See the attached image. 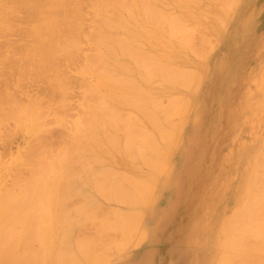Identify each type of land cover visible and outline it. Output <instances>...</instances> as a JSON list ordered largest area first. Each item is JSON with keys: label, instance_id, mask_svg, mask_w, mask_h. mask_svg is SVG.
Listing matches in <instances>:
<instances>
[{"label": "rangeland", "instance_id": "rangeland-1", "mask_svg": "<svg viewBox=\"0 0 264 264\" xmlns=\"http://www.w3.org/2000/svg\"><path fill=\"white\" fill-rule=\"evenodd\" d=\"M2 1H7V0H1L0 1V3H4V2H2ZM24 3H28L29 2V0L26 2V1H24V0H22ZM21 1V2H22ZM37 2H38V0H36ZM36 1L34 0V2H35V6L38 4H36ZM40 1V0H39ZM81 2H79V0H77V4H76V1H73V0H71V2H70V0H68V5H66V7H64V8H61L60 7V9H65V8H67V6H69L68 8H67V11H66V9L63 11V13L61 12V10H59L60 11V14H59V12L58 13H56L57 15H59V16H61V17H64L63 16V14L64 13H66L65 14V16L68 14V17H70L71 16V10L73 9V7H79L80 6V8H78V12H80V15L77 17V19H76V21L74 20V19H72V20H70V18H67V16H66V19L67 20H70V21H68V23L70 24L71 23V27L73 28V30H71V27L69 26V27H67L68 26V24H67V21H66V19H65V17H64V19H62L61 18V21L60 22H62V20H63V26H64V28L66 27V28H70L69 30L70 31H67V29H66V31L67 32H71L70 34H71V39L70 40H73L74 41V43H78L77 45H76V47H75V51L73 52H71V47H74L75 46V44L74 43H72V45H74V46H71V44H68L69 46V51L67 50V49H65V46H66V44L68 43H66V41H64V43L62 42V38H60V37H63V36H65L66 35V31H64L63 33H62V28L63 27H61V29L60 30H62V31H60L63 35L61 36V33L59 34V35H55V36H47V35H45V36H47V37H45L44 35H43V37H42V41L40 42V40H41V38H40V40H38L37 42H39V46H37L36 48H38L39 47V52L40 51H42L41 49H43V51H42V53L44 54V53H46L44 50L46 49V51H48L47 50V48H50L51 47V49L53 50V51H55V52H52V50H51V54H49L50 53V51H48L47 53H48V55H52L53 53L55 54H58V52H56V49L58 48V49H60V47L61 46H59L60 44V42H61V45H62V47H63V49L61 48L60 50V54H61V52L63 51H66V52H64V54H66V56L64 55L63 56V54L59 57L58 55H60V54H58V55H56L55 54V56H57V57H55L54 56V54L51 56L52 57V59H53V62H52V60L51 61H48V59L46 60V61H48V62H50V65H48V63L45 61V63H47V65L48 66H46V67H48L47 69H49V67H52L51 69H49L50 70V73L49 72H46V67H45V63H43V60L42 61H40L41 60V58L40 57H42L41 56V54H39V52H38V54L37 55H40V56H38L37 58H40V60H38V61H36L37 59H36V53H33V52H35V50H34V46L35 45H33V44H35V43H37V42H35L34 40H36V39H34L35 37L33 36V39H31L32 38V36L31 35H29L27 38L25 37V39L23 40V38L21 37V38H19L20 37V35L21 34H19L17 37H15L17 34L15 33V32H12V33H15L16 35H14V34H11V35H14V36H12L11 37V35L9 36V33H0V43L3 41V39H4V43H3V45H2V43L0 44V46L2 45V46H4V45H6V39H7V37H9L10 39H11V44L12 43H14L15 41H16V43H18V42H20V43H25L24 45L26 46V48L28 47L29 49H27L28 51L26 52V51H24L23 52V54L24 53H26L28 56H26V58L25 59H29L30 57V55L29 54H31V55H34L35 56V58L34 59H36V60H34L33 59V57H31V59L33 60V61H31V59H30V62L32 63V62H38V63H35V65L37 66H34V63H32L33 64V66H30V64H29V60L27 59V63H25V64H27L26 66H28V75H30V76H28L27 75V73H26V71H24V85L22 84V87L23 86H25V87H23L22 89H24L23 91H25L26 93H28V96H30L31 95V93H32V97L33 98H35L36 96L35 95H38V96H43L44 97V99L46 100V101H48V102H46L45 100V102H44V104H43V102H41L40 103V105H44V106H46V103H47V108L45 107V109H44V107H42V108H40V109H42L41 111H39V110H34L35 109V107H36V109H38V105H34L33 107L31 106V109L29 108L30 107V104L29 103H27V100L24 98H22L21 99V104H23L22 106H21V104L19 105L20 107H23L24 108V105L26 106V108H29V111L30 110H32V108H33V110L31 111V113H25L24 112V109L23 110H20L21 108L19 107V109H15V108H17V107H12V109H15V110H18V111H21V112H23V113H21L22 115H23V117L21 116V114L19 115V114H16L15 115V113H18V112H16L15 110V112H14V114H12L11 116H13V117H15L16 118V116H17V118H20L21 119V121L18 123V127H19V125H20V127L19 128H17V124L14 126V124L15 123H17V122H15V123H13V122H11V121H13V120H10L9 122H8V118H10L9 116L7 117V115H6V118L5 119H2V118H0V120H5V122H6V120H7V124L6 123H4V121H0V124L2 123L4 126H3V128L1 129V127H2V125L0 126V131H1V134H0V189H1V191L2 192H7V191H9V188H12V191H11V189H10V192H13V189H14V192H20L19 191V186L17 187V189H16V184L17 183H19L20 181H18L17 182V179H19V180H21V178H22V180L21 181H25L24 179H23V177L24 178H26L27 179V177H28V175H29V173L32 175V172H29L30 170H32L33 171V167H38L39 166V163L41 162L42 163V160H44L43 162H45L46 163V157L47 156H45V154H47L48 152H49V155H51L50 154V151L51 150H54V148H53V146L54 147H59L58 149L57 148H55V149H57L56 150V152H55V150H54V152H55V156H57L59 153H61L62 152V150L64 149V150H66L63 146L65 145V146H68L69 147V143L70 142H73V140H74V138H75V136H76V138H77V135H76V133H78L79 131H81L82 129H84V128H87L88 126H90V127H92L93 128V126L96 124V122H97V124H98V122H99V120L98 121H95V119H93V117L95 116V115H92L93 117H91L92 119H91V121H89L88 120V118H90V111L91 110H93L92 111V114L94 113H96V111H94V109L97 107L98 108V105L97 106H95V108H94V105H93V102H95V100L97 101L96 103H94V104H97L98 103V101L100 102V100L98 99V97L99 98H103V100H105L106 98H104L105 96H107V94L106 93H108V92H110V90L112 89V87L113 88H115V89H112V90H115V91H111V93L112 94H110V93H108V95H110V97H111V102H109L108 100H109V98L110 97H107V99H106V101L110 104V105H112V104H114L116 101H114L113 100V98H115L117 101H118V99L117 98H119V97H115L116 96V94H117V92H118V94L120 93V95L121 94H124V93H126L127 91H128V89H129V86H132L130 83H132L133 82V80H135L134 82L135 83H138V85L139 86H141V88H142V90H143V88H144V90L143 91H145V92H147L148 93V91L149 90H151V89H145V87L146 88H149V87H151L153 84V82H156L157 81V83L156 84H154L152 87L153 88H156V89H152L153 90V94L151 93V91H150V93H149V96L147 95V93H145L146 94V97L148 96V97H150V99L152 98H154V97H152V96H156L157 94V96H156V98L157 97H159L160 95L161 96H164V95H162L163 93H165V95H166V93H168L171 89H172V92H171V94L170 95H168L167 94V98H171V97H173V101L172 100H170V99H167V102L164 104V105H162L161 106V112H163V113H160V115L158 114V116H160L159 117V119H162V121H163V123H161L162 121L161 120H159L157 117L158 116H156V118L159 120V122L157 123L156 121H157V119H156V123H157V127H156V125L154 124H151V125H153L152 127H154L151 131H153L154 132V129H157L158 131H160V129H163V130H161V131H164V129H165V131H166V129L168 128V129H170V127H173L174 128V126H175V124L174 123H176L177 124V122H179V124H181V126L179 127V124H177L176 126H175V128H174V130H173V132H175V133H173V136H175L174 138H173V136H172V140H171V142L173 141V143H172V146L170 147V145H168L169 143H167V144H165V143H161L162 145H164V146H166V145H168L167 147H163L162 145H161V147L164 149L165 148V152L166 151H169V147H170V152H172V153H170V152H167V153H169V154H172V156H170L169 158L167 157V155H169V154H165V156L167 157V159H169V160H167L166 161V164H164L163 165V167H162V172L161 171H159V173L161 172V175L159 176V175H157L156 176V184H158L159 182H160V185H155L156 186V189L154 188L153 190H152V192L154 193H152V196L151 197H153L152 199L150 198V200H152L151 201V203H150V201H147L148 202V204H145V205H143V206H139L140 207V209L142 208L143 210H140V209H138V211H140V214H137V213H139V212H137V211H135V212H133L132 211V213L131 212H128L129 210H130V208H132V207H130L129 208V210L127 209V206L125 207L124 206V204H122L121 205V203H119V202H117V201H115L116 203H118V206H117V204L114 202V200H112L111 201V199H104V201H103V199H102V197L101 196H99L95 191V193L96 194H94L93 193V185H91V182L93 183V179L94 178H96L97 177V175H99V174H102V173H104V172H102V170L103 171H106L109 167H111L112 165H109L110 163L112 164V161H120L121 162V160H123V155L125 154H123V155H121L122 153H123V149H125L126 148V146H123V147H125V148H122L121 146H120V148H118V150L116 151V152H119V149H120V154H117V153H115V151L112 153L109 149H107V150H109L110 151V153H109V155L111 154L112 155V157L111 156H108L107 154V150H105L106 149V147L104 146V148H102V152H101V146H103V144L102 145H100V149L98 150L97 149V152H95V146H94V144L92 145V148H88L89 146H91L90 145V143H91V141H90V143H89V141L88 140H86V141H88V143H86V145H88L87 147H84V149L85 150H87V148L88 149H91V153L93 154V150L92 149H94V153H99V155H102V157H103V159L104 160H106V161H104L103 159H102V161H104V162H107L108 161V163L109 164H105V166H103L104 164H103V162L101 163V162H99V163H97V165H96V167L94 166V165H92V168H94L92 171H90L91 173L93 172V171H95V173H96V170H97V172H98V174L96 173L95 175L94 174H92L93 176H95V177H93L92 175H90V173L88 174V172H89V169L87 170L88 172H87V174H88V179H87V175L85 176V174H84V176L85 177H81L82 175H83V173H81V171H79L80 172V174L81 175H75V177L77 178H75V177H73L72 176V178H71V180L72 179H76L75 181H73L74 183H72V181L70 182V183H72V186H71V184H70V188H71V190L69 189L68 191H67V189L69 188V185H68V188L66 189V191H67V193L68 192H70V191H74V192H76V191H79V192H81L82 191V193H78V194H81V195H78L77 194V196L75 195V196H73V194H70V195H68L66 192H65V194L62 196V199H63V197L65 196V195H67V198L69 197V196H73L74 198H76L77 200L80 198V199H82V200H84V199H86V200H84L81 204H79V202H76L75 200V202L76 203H74L73 201H71V200H69V201H71V203L73 202L75 205L73 206L74 208H71L70 206V209L68 208V206H67V208H66V210L68 211V213H67V215H70V212H71V210H75V208L77 207V209L78 210H81V208L79 207V206H81L82 207V205H84L83 206V208L84 207H87L86 206V203H88L87 205L88 206H93L94 205V203H93V201L94 202H96L95 203V207L98 205V207H94L95 209H96V211H99L98 212V214H101V216H99V217H97L98 216V214H97V212H96V218H97V220L96 221H98V218H101L102 217V215H104L103 217H105L106 216V219L105 220H108L107 218H109V216H111V215H113L114 213H116L117 214V212H125L126 211V209L128 210V211H126L125 213H127L128 215H126L125 213V215L126 216H129L130 215V213H131V215H132V217L133 216H136V217H134L133 219H136V222L133 220V222H135V223H132V221L130 222V220H131V218H130V220L128 221L131 225H129V228H128V230L126 231L127 232V234L124 232L125 231V229H127L126 227L124 228V229H122V232L120 231V233L121 234H123V232L125 233V236H123L125 239H127V240H124V239H121V238H123L122 236H121V243H123V244H120L119 242L118 243H116V245L117 246H119L118 248H116V250L113 248L114 246H110V242H109V244H108V241L110 240L109 238V240H107L106 238H105V236H103L104 235V232H106V230H104V228H103V222H104V218H103V220H102V218H101V222L100 223H102V225L101 226H99V225H97V227H96V225H95V229L93 228L94 226V224L96 223V221L95 220H90L92 223V225L91 226H93V227H91V228H93V230H94V232H90L92 229L90 228H88L90 231L87 233V226L90 224L88 221H86V222H84V223H87V224H85L86 225V227H84L83 226V224L84 223H82L83 221H85V220H87V219H83V216H82V218L80 217V215L78 216L76 213V215L79 217V220L80 219H82V220H80V221H82L81 223H82V225L80 224V221L79 220H77L78 219V217H77V219H76V221H75V224L77 225H75L74 223V226H71V227H77V228H74L76 231H78L77 229H79V231H78V234H77V232L73 229V228H71V230L73 231H75L76 232V235H77V237L75 236L74 237V235H75V232L74 233H71V231H70V233H71V236H70V234H69V238H70V241L72 242V236L74 237V239H73V241L74 240H76V239H86L87 238V236H86V238L85 237H81V238H78V237H80V236H83V232H85L87 235H89L88 237H90V239H94L93 238V235L94 236H97V235H99V236H103L106 240H104L102 237V240H104V242L105 241H107V244H105L104 242V244H102L101 243V241H100V243H101V245H102V247L104 246V248H102V249H104V251H101L102 253L100 254V252L99 253H97V254H99V257H100V255L102 256V259H105V260H103V261H101V262H103V264L107 261V263L108 264H216V262H218V260L217 259H219V257H220V255H219V251H218V248H217V246L216 245H218L217 243L221 240V238H222V234H223V231H224V227H227L228 225V221H229V219L233 216L232 214H234L233 212H234V210H236L237 208H240L242 205H243V203H244V200H245V195H244V192L246 193L247 191H248V188H249V186L247 185V181H248V178H249V176L251 175V173L250 172H252L251 170H252V168H253V165H254V159H253V157H257L258 155V153L259 154H261L262 153V151H263V154H264V150H263V148H261L260 146H261V144H262V146L264 145L263 143H264V139H263V137H264V79H263V77H264V0H239V2H236V1H234V3H236V5H234V3H232V6H234V7H232V6H230L228 9H226L227 11H228V15H226V16H228V17H226L227 18V20L225 21L224 19H223V17H225V14H227V12L226 13H224V11H226V10H224V11H222L221 9H218V10H220V12H218V10H217V12L220 14L221 12L223 13V15L222 14H220V15H222V16H220V19H221V17H222V19L221 20H219V21H223L222 22V24L220 25V23H218L219 21L217 20V18L215 19V17H219V15H218V13H215V14H217V16L215 15V14H213V15H215V16H213V15H211V16H209V17H211V19L209 18V17H207L206 15H209V14H207V13H209L211 10H213V8L215 7V6H217L218 5V3L217 2H215V0H199V2L197 1V0H181V1H183V2H181L180 0H178V1H176V2H178V3H176L175 2V0H168V2H169V5H170V7L167 5V3H166V5L165 4H160V2H163L162 0H155V1H153L154 2V4H152L153 2L150 0V1H148L147 0V3L149 4V3H151L152 5H155V6H151V4H149L152 8H154V7H158V9H156V10H160V12H162V13H164L165 11L164 10H166V9H164L165 7H163L162 9H160L161 8V6L160 5H165L166 7H167V11L170 9V12L172 13V14H170V12H168V16H174V15H177V13H178V15H179V13H181L182 11H183V13H182V15H183V20H186V19H188L189 17H190V15H191V18H192V20L189 18V20H191V21H185V22H189L188 24H190L189 25V28L191 27V29H189V28H186V29H189L190 31L191 30H193V29H197V31L196 30H193L194 32H192V33H194V35H195V37L192 35V37H191V39L193 40V38L195 39V41L193 40V41H191L190 40V45L191 46H193V47H189V49L191 48L192 49V51H194L196 54H197V56H198V58H199V55H200V57L201 58H199L200 59V61H198L199 59H196V57H194V55L196 56V54L194 53V52H189L188 50V48H187V46H185V47H183V46H180V44L177 42V44H176V42H174V40L173 41H171V39H170V41H169V39L168 38H164L165 36L164 35H161V34H159L157 31H155V30H157L156 28L154 29V27L152 26V25H148V22H146V24L149 26H147V25H145L144 26V19H143V17H144V13L142 12V10L140 9V7H139V5L137 4V2H139V0L138 1H134L133 0V2H135V4H136V9H135V5L133 4V2H132V0H129V2L127 3L126 1H124V0H119L121 3L120 4H118L116 1V4H118L117 6H118V8H119V5L121 6V7H123V6H127L128 7V10H130L129 8H131L132 9V7H133V11H135L133 14L135 15V14H137L138 12H142V16L140 15V13H138L137 15H135V16H141L138 20H139V23H138V20H137V17L135 18V16L132 14V13H130V11H123L124 13L122 14V13H120V15L119 16H117V18L115 19V23L117 22V21H119L118 22V24L119 25H123V21H124V23L126 22H128V21H125V20H129V17H131V15L130 14H132L134 17L132 18L134 21H132V22H136L137 21V25L136 24H134L135 25V28L138 30V32H139V34H137V30H135L134 29V25H133V23L131 22V20H129V24H130V22L132 23V24H130V25H133V26H126L125 24L123 25V27H121V26H119L118 24H117V26H119V27H121V30H117V28H119V27H117V28H111V27H114V25H115V23H114V18H113V16H115V13H114V11L117 9L116 7L114 8L115 10L113 11L112 9H111V7H114V5L116 6V4H115V2H114V0L113 1H111V2H113L112 4H110V5H107V4H109L108 3V1H110V0H84V1H82V0H80ZM98 1V2H97ZM102 1V2H101ZM118 1V2H119ZM126 3L125 5H124V3ZM175 2L174 4H172L173 2ZM189 1H191V2H189ZM197 1V2H196ZM212 1H214V2H212ZM75 3V5H74V3ZM95 2H97V3H95ZM132 2V3H131ZM164 2H166V0L164 1ZM163 2V3H164ZM179 2H181V3H179ZM209 2L210 3H213V6L215 5V4H217V5H215L214 7L212 6V4H209ZM7 3V2H6ZM78 3H79V5H78ZM102 3V4H101ZM122 3H123V6H122ZM172 4V8H171V4ZM238 3V4H237ZM72 4V5H71ZM81 4V5H80ZM105 4H106V6H108L107 7V9H106V6H105ZM128 4V5H127ZM157 4H160L159 6H160V8H159V6L157 5ZM175 4H178V5H180V6H178L177 5V7H178V9H174V8H177L176 6H175ZM4 5V4H3ZM6 5V4H5ZM50 5H51V3H50ZM97 5V6H96ZM100 5V6H99ZM104 5V6H103ZM113 5V6H112ZM183 7H182V6ZM190 6V10L188 9H186V8H184L185 6ZM205 5V6H204ZM212 6V9L211 10H208V12H205V10H206V8H211L210 6ZM93 6H96V7H93ZM109 6H111V7H109ZM132 6V7H131ZM188 6V7H189ZM193 6H194V8L195 9H197V10H191V8H193ZM48 7L50 8V7H52V5L51 6H49L48 5ZM127 7H125V8H127ZM181 7V8H180ZM203 7H204V9L205 10H203ZM100 8V9H99ZM183 8V9H182ZM217 8H219V5L217 6ZM230 8H231V10H232V8H233V12L231 13L230 11ZM0 9H1V11H2V8H1V5H0ZM24 9V11H27V10H25V8H22V10ZM36 10H37V8H35ZM41 9V8H40ZM70 10V14L68 13V11ZM96 11H95V10ZM110 9V10H109ZM135 9V10H134ZM171 9L173 10V11H171ZM181 9H182V11H181ZM184 9H186V13L189 15V17H188V15H186V13H184ZM215 9H216V7H215ZM214 9V10H215ZM101 10V11H100ZM104 10V11H103ZM118 10V9H117ZM123 10H127V9H123ZM137 10V11H136ZM154 10H155V8H154ZM155 10V11H156ZM174 10L177 12V10H180V12L178 11L177 13L175 12V14H174ZM201 10H203V12L201 11ZM206 10V11H207ZM24 11H21V9H20V11H17L16 12V14H17V16H19V18L20 19H23V17H27V16H25V13H26V15H27V12H24ZM66 11V12H65ZM102 11L104 12V13H102ZM105 11H106V15H105ZM112 11H113V13H114V15L112 16ZM122 12V9L120 8L116 13L117 14H119L118 12ZM166 11V12H167ZM195 11H197V14L198 13H201L202 12V15H196V12ZM19 12H23L24 14H19ZM49 12H50V10H49ZM78 12H77V14H78ZM97 12V13H96ZM165 12V14H167ZM193 12H195V13H193ZM213 12V11H212ZM215 12V11H214ZM4 12H1L0 13V15L2 14V15H4L5 16V18L6 17H8V18H10L11 16H9V14L8 15H5V14H3ZM31 14L33 13L34 14V10H33V12H30ZM29 13V14H30ZM102 13V14H101ZM129 15H128V14ZM189 13H191V14H189ZM203 13H206L205 15L203 14ZM229 13H230V15H229ZM28 14V15H29ZM104 14V15H103ZM110 14V15H109ZM116 14V15H117ZM125 14H127L128 15V18L126 17L127 15H125ZM174 14V15H173ZM212 14V13H211ZM107 15H109V16H107ZM125 15V16H124ZM178 15L176 16V17H178ZM181 14H180V16H182ZM186 15V16H185ZM192 15H194V18H196V17H201V18H199V19H205V21L206 20H210L211 22H209V24H211V26H212V24L214 23L213 21H215V20H217V22L216 23H218V25H219V27L218 26H215L216 25V23H215V25L213 24V26H215V27H217V28H223L222 26H223V24L225 25L226 24V28H223V30H221V28H220V32H219V30H217V28H213V26L211 27V28H209L210 27V25L209 24H207V25H205L204 23L200 26L199 24H197V23H199V21H197L196 19V24L197 25H199L198 26V28L197 27H195L194 25H195V20H194V18H193V16ZM17 16H15V14H14V17H17ZM35 16V18L36 17H38V19H40L39 18V15L37 14V15H31V17H34ZM41 16V20H42V15H40ZM112 16V17H111ZM179 16V17H180ZM196 16V17H195ZM202 16H203V18H202ZM1 18H0V21H2L3 22V18H2V16H0ZM71 17H73V16H71ZM104 17H105V19H104ZM118 17H119V19H118ZM126 17V18H125ZM175 17V18H176ZM179 17H178V20H179ZM185 17H187V18H185ZM8 18H6L5 20H7ZM29 18V17H28ZM58 19L60 18V17H57ZM99 18H101V21H99ZM109 18V19H108ZM125 20H124V19ZM142 18V20L140 21V19ZM181 18V17H180ZM17 19V23L19 24V19H18V17L16 18ZM104 21H103V20ZM111 19V20H110ZM121 19V20H120ZM212 19H214L213 21H212ZM219 19V18H218ZM4 20V21H5ZM25 20V19H24ZM24 20H21V23H20V25L23 27V28H27V26H29V24L27 25V22L26 21H24ZM27 20V19H26ZM29 20V19H28ZM33 20V19H32ZM37 20V19H36ZM64 20H65V22H64ZM96 20H98V21H96ZM107 22H106V21ZM117 20V21H116ZM123 20V21H122ZM136 20V21H135ZM181 21H183L182 20V18L180 19ZM143 21V22H142ZM202 21V20H201ZM25 22H26V24H25ZM59 22V23H60ZM79 22V23H78ZM99 22H101V23H104V24H101V23H99ZM110 22H112V23H114V25H112V23H110ZM184 22V23H185ZM191 22H193V23H191ZM203 22V21H202ZM224 22H226V23H224ZM29 23V22H28ZM67 24L66 26H65V24ZM75 23V24H74ZM98 23V24H97ZM141 23H143V24H141ZM25 24V25H24ZM61 24V23H60ZM78 24V25H77ZM97 24V25H96ZM100 24V25H99ZM143 25L142 26V28L141 27H138V25ZM188 24H184V26L185 25H187L188 26ZM191 24H193V25H191ZM27 25V26H26ZM73 25H75V26H73ZM139 25V26H140ZM196 25V26H197ZM97 26V27H96ZM99 26V27H98ZM105 26V27H104ZM186 26V27H187ZM192 26L194 27L193 29H192ZM206 28H208V29H206ZM99 29L98 31H97V29ZM104 27V28H103ZM115 27H116V25H115ZM125 27V28H124ZM145 27V28H144ZM203 27V29L205 28V30H202L201 28ZM225 27V26H224ZM25 28V29H26ZM63 28V29H64ZM78 28V29H77ZM105 28H106V30H105ZM125 29L126 31L125 32H123L122 31V29ZM133 31V30H135V31H130V29ZM147 29V28H151L152 29V31L153 32H155V35L153 36V34H150L149 32H150V29L149 30H145L146 32H148L151 36H148V38L149 39H147L146 38V34L147 33H144V30H143V33H142V30H141V32H140V30L139 29ZM213 28V29H212ZM127 29H128V33H129V35L131 34V33H133L132 35H134V34H137V35H140V36H143V37H140V36H136V37H133V39L135 40V38H136V41H133L131 38H132V35H128V33H127ZM154 29V30H153ZM212 31H211V30ZM216 31H215V30ZM225 29V30H224ZM24 30V29H23ZM100 30H102L101 32H100ZM111 30V31H110ZM113 30V31H112ZM115 30V31H114ZM76 31L78 32V33H76ZM96 31H97V33H96ZM121 31V32H120ZM201 32V31H204V32H201V34H203L204 36H208L207 38H203L204 36H202L201 34H199V32ZM206 31H209V34L210 35H208V32H206ZM216 32V35L218 34V36L219 37H217V41H216V43L217 44H215V41H213L212 39H214L215 38V40H216V37H215V33L214 32ZM222 31H223V34H222ZM75 32V33H74ZM108 32V33H107ZM114 32H116V33H114ZM123 32V33H122ZM136 32V33H135ZM197 32V33H196ZM207 34H206V33ZM211 32H213V33H211ZM218 32V33H217ZM75 34V36H73L74 34ZM99 33H101V34H99ZM110 33H111V35H110ZM124 33H127L126 35H127V38H129V39H131V41H133L134 43H135V45H137L138 43H136V42H140V44L141 45H143V46H141V47H139L140 49H142V52L143 53H145V52H147V51H149L150 52V54L152 53L153 54V52H154V54L156 53L155 51H158L159 52V50H160V52H161V50L163 51V54H164V52H165V54L167 53L168 54V47H171L172 46V44H173V46H174V44H176V46L174 47L175 49H176V47H183V50L185 49V51H183L182 50V48H181V50H182V52L184 53L185 52V54H183L182 52H180V50L179 51H177L176 52V50L174 49V48H172L171 47V49H174V50H169V52H171V51H173V54H174V51L176 52V53H182L181 55L182 56H186V57H180V55H179V57L180 58H178V60L180 59V61L179 62H181V63H179V62H176L177 60L176 59H174L173 58V54H172V52L170 53V54H172L171 56H172V58L174 59L173 61H169V60H167V62H168V64L169 63H171L172 62V64H178L177 66H179L180 65V67H178V68H182L183 67V70L182 71H184V69H185V71H184V73L185 74H187L188 76H190V78H191V83L189 82V79H186L185 80V84L183 85V87L182 86H180V85H177V87H173L172 85H170V86H172V87H170L169 85H167V86H169V87H167L168 89L169 88H171L170 90H168L167 88H166V84H164L165 85V87H163L164 85H163V83H159L160 85H158V81L160 82V80H158V77H156L155 75H154V77L156 78H154V77H151V79H152V83H151V80H149L150 78H148V80L147 81H145L144 79H142L143 77H140L141 75L139 74V75H137V74H135V72L133 71V69L132 68H134L135 69V67H136V69H138V67L136 66V64H134V61L133 62H130V58L128 59V60H125L123 57L124 56H122V58L121 59H119V60H116V59H118V57L117 58H115L116 56H117V54H116V56L115 55H113V54H115V52H117L118 50H117V48L118 47H116V50L114 51V52H110V50L111 49H113V47H115L114 45H118V43H121V42H118V40L119 41H121V39H123V36L125 35ZM157 33H158V35H157ZM3 34V35H2ZM4 34H8V36H4ZM69 33H68V35H70ZM93 34L95 35V37L93 36ZM97 34L102 38V36H104V34H105V38H106V36H107V38L110 40L111 39V41H112V46H111V41H104L103 42V40H105L104 38H102L101 39V41H100V37L98 36L97 37ZM122 34V35H121ZM142 34H144V35H142ZM149 34H147V35H149ZM196 34L198 35V37H200V35H201V37L200 38H198V37H196ZM24 35V34H23ZM68 35H66V38H67V36ZM76 35H77V37H76ZM108 35H110V36H113L114 38L116 37V40H117V44L116 43H113V41L115 40H112V37H110V36H108ZM117 35H120L119 37H117ZM126 35H125V37H126ZM159 36L160 35V37L162 38L163 37V39H165V42H163L162 41V43H161V40H159L160 38L159 37H155V36ZM214 35V36H213ZM25 36V35H24ZM27 36V35H26ZM93 36V37H92ZM135 36V35H134ZM209 36H210V38H209ZM4 37H6V39L4 38ZM49 37H50V39H51V41H52V38L51 37H54V39L55 40H53L52 41V43H49V41H50V39H49ZM122 37V38H121ZM125 37H124V39H125ZM131 37V38H130ZM138 37H140V38H138ZM145 37V38H144ZM213 37V38H212ZM8 38V39H9ZM16 38H17V40H16ZM19 38V39H18ZM31 40H30V39ZM46 38H48V39H46ZM59 38V39H58ZM95 38H97V40L95 39V41H94V39ZM120 38V39H119ZM123 39L124 41V44H122L123 46H127L126 45V41H128V43H130L131 45H132V42L130 41L129 42V39ZM154 38V39H153ZM156 38V39H155ZM159 38V39H158ZM196 38H198V39H200L199 41H198V39L196 40ZM1 39H2V41H1ZM9 39V40H10ZM45 39V40H44ZM60 40V41H58V40ZM99 39V40H98ZM151 39H153V40H151ZM157 39L160 41V42H158L157 41ZM166 39H168V41H169V43H171V42H173L172 44H171V46H169L168 44H166ZM203 39V40H202ZM206 39H208V41H210L211 43L209 44V42L207 41V42H204V41H206ZM47 40V41H46ZM49 40V41H48ZM63 40H66L64 37H63ZM70 40H68V41H70ZM92 40H93V42H92ZM107 40V39H106ZM137 40H139V41H137ZM141 40H142V42H141ZM143 40H146L147 42H148V44L150 43L151 44V46H149L147 43H146V45H145V43L144 42H146V41H143ZM149 40H150V42H149ZM158 42V43H160V45H165V47H163V45L162 46H160L159 47V49L158 48H155V47H152V45H154L153 44V42L155 43L156 41ZM212 40V41H211ZM6 41V42H5ZM33 41V42H35V43H31V42ZM44 41V43L45 44H43L42 42ZM48 42L49 44H50V46H49V44H47L46 42ZM59 43H58V42ZM72 41V42H73ZM98 41H99V43H100V45H97V43H98ZM167 41V42H168ZM198 41V42H197ZM55 42V43H54ZM94 42H95V44H94ZM101 42L103 43V45H104V47L106 48H104L103 47V45L101 44ZM107 42V43H106ZM114 42H116V41H114ZM122 42V43H123ZM126 42V43H125ZM156 42V43H157ZM195 44H194V43ZM16 43H14V45L16 44ZM30 43V45L31 46H28V44ZM43 44L42 46H41V44ZM54 43V44H53ZM63 43V44H62ZM66 43V44H65ZM70 43H71V41H70ZM109 43V44H108ZM127 43V44H128ZM134 43H133V45H132V47L133 46H135L134 45ZM165 43V44H164ZM199 43V44H198ZM209 44V46H212V45H214V46H212V48L213 49H210L209 50V47L207 46L208 44ZM19 44V43H18ZM27 44V45H26ZM48 45L47 46V48L45 47L44 48V46L45 45ZM56 45V44H58V45H56L55 47H56V49H55V47L54 48H52V46L51 45ZM94 44V45H93ZM106 44V45H105ZM178 44H179V46H178ZM193 44V45H192ZM204 44V45H203ZM207 44V45H206ZM23 45V44H22ZM64 45V46H63ZM109 45H110V47H109ZM131 45H130V47H131ZM145 45V46H144ZM155 45H159V44H155ZM168 45V47H166ZM197 45L199 46L200 45V51L202 50V48H203V50H205V49H208V51L206 50V52H208L209 53V55H208V53H207V55H206V53H205V51H202L203 53H202V55H206L207 57H204V56H202L201 54H198L200 51H199V48H198V50L197 49H195V47L197 48ZM205 45H206V47H208V48H206L205 47ZM58 46V47H57ZM71 46V47H70ZM78 46V47H77ZM99 46V47H98ZM108 46V47H107ZM128 46H129V44H128ZM43 47V48H42ZM131 47V48H132ZM158 47V46H157ZM161 47H163V49H161ZM205 47V48H204ZM97 49L96 51H95V49ZM133 48H136V46L135 47H133ZM138 48V49H139ZM165 48V49H164ZM31 49H33V50H31ZM55 49V50H54ZM57 49V50H58ZM73 50H74V48H72ZM77 49V50H76ZM107 49H110L109 51H107L108 53H110V54H108L107 52H106V50ZM119 49V48H118ZM139 49V50H140ZM143 49H145V50H143ZM167 49V50H166ZM191 49H190V51H191ZM103 50H104V52H103ZM114 50V49H113ZM147 50V51H146ZM177 50H178V48H177ZM33 51V52H32ZM94 51H95V53H94ZM153 51V52H152ZM167 51V52H166ZM196 51H198V52H196ZM210 51H212V52H210ZM33 54H32V53ZM62 52V53H63ZM141 52V51H140ZM149 52L147 53V55L149 54ZM157 52V53H158ZM4 53H6V52H3L2 54H0V55H3ZM22 53V52H21ZM69 53V54H68ZM102 53V54H101ZM175 53V54H176ZM179 53V54H180ZM205 53V54H204ZM68 54V55H67ZM97 54V55H96ZM151 54V55H152ZM161 54H162V52H161ZM164 54V55H165ZM166 54V55H167ZM45 55V57L47 56L46 54H44ZM44 55H43V57H44ZM70 55V56H69ZM93 55V56H92ZM100 55H102V57L100 56ZM109 55V56H108ZM151 55H149V56H151ZM160 55V54H159ZM163 55V57H168V59H172L171 57H170V55L169 56H164ZM192 55V56H191ZM23 56H25V54L23 55ZM62 56L64 57V58H62ZM68 56L70 57V58H68ZM95 56V57H94ZM101 57V59H100V57ZM105 56V57H104ZM119 56V55H118ZM153 56H155L156 57V55H153ZM176 56H178V55H176ZM51 57H46V58H50L51 59ZM93 57L94 58H97V60L95 59H93ZM108 57V58H107ZM119 57H121V55L119 56ZM162 57V56H161ZM161 57H158V55H157V58H159V61H158V59L157 58H155L156 59V61L155 62H157L158 61V63H160V58ZM203 57V58H202ZM59 58V59H58ZM68 60H67V59ZM72 58V59H71ZM87 58H88V60L89 61H87ZM105 58H107V60L105 59ZM148 58V57H147ZM151 58V60H153L154 61V59H152L153 57H150ZM149 58V59H150ZM177 58V57H176ZM182 58V59H181ZM183 58L184 59H187L186 61L184 60V62L182 61L183 60ZM43 59H45V58H43ZM57 60L56 62L54 61V60ZM64 59V60H63ZM113 59V60H112ZM123 59H124V61H126V63H127V65L129 64H131L132 65V63L135 65H133V66H131L132 68V71H133V75L132 74H130V77L132 78L134 75V77H135V79H133V80H130L129 79V77H128V75H129V73L128 72H126V71H130V69H126V68H128L129 67V65L127 66H125L126 68H123V66H122V71H125L126 73H125V75L123 74V72L121 71V70H116L115 69V67L118 69L120 66H121V64H122V62L121 61H123ZM127 59V58H126ZM165 59V58H164ZM202 59H205V60H202ZM95 61V62H93V64H95V63H97V64H99V65H95V68H97V69H95L94 68V66L93 67H91L92 66V64L90 63L91 61ZM102 60V61H101ZM87 61V62H86ZM97 61V62H96ZM101 61V62H100ZM111 63H110V62ZM115 61H120L119 63H120V66L118 67L117 65H119L118 63L115 65ZM123 61V62H124ZM164 61V60H163ZM162 61V59H161V62H163ZM165 61H166V59H165ZM203 61V62H202ZM204 61H205V63H204ZM41 62V63H40ZM109 62V63H108ZM129 62V63H128ZM166 62V63H167ZM174 62V63H173ZM186 62V63H185ZM195 62H197V64L195 63ZM40 63V64H39ZM102 63V64H101ZM113 63H114V65H115V67H114V71L113 72H115L116 71V73L117 72H119V74H120V72H122V75H124L125 77H128V80H130V81H128V83L130 84H128L127 83V85H128V89H126L127 88V85H126V79H123V78H125V77H123V76H121V74H120V76H119V74L117 75V77H116V79H118V80H122L121 81V85H118V84H116V83H120V81H118V82H113L114 84H111V82L110 81H113V79L111 80V76L114 74H112L111 72H112V70H113V68H112V70L110 69V67H112V65H113ZM125 63V62H124ZM193 63V64H192ZM200 63H201V65H200ZM18 64H20L19 62H18V60H17V63H12V62H3V63H0V70L2 71H7V70H11L13 67H15L16 65L18 66ZM51 64H52V66H51ZM54 64V65H53ZM56 64V65H55ZM89 64H91L90 66H89ZM103 65L104 64V66H103V69L106 71V68H107V72H108V75H111L110 77H108V76H106L104 73H102L104 70L103 69H101L102 68V66L101 65ZM161 64V63H160ZM174 64V66H176ZM202 64H203V66H202ZM58 65V66H57ZM109 65V66H108ZM111 65V66H110ZM196 65V66H195ZM21 66V65H20ZM19 66V67H20ZM26 66H23V67H25V68H27ZM38 66H41L42 67V69H39V67ZM99 66H101L100 67V69L101 70H98V67ZM199 66V67H198ZM22 67V66H21ZM23 67H22V69H23ZM35 69H33V68ZM40 67V68H41ZM89 67H91L90 69H89ZM188 69H187V68ZM55 68H57V70L55 71L54 69ZM87 68L89 69V70H87ZM34 70L35 72H38L39 71V73H40V75L39 76H36L35 78L36 79H34V74H35V72H32V70ZM43 69H46V70H44V72H46V74L43 72V75H42V71H43ZM52 69L55 71V73H54V71L52 72ZM108 69L111 71H108ZM120 69V68H119ZM191 71H190V70ZM193 69L194 70H196L197 71V73H195L196 71H194V75L195 76H197L198 75V73H200V75H198L197 77H195V79H193V74H191L192 73V71H193ZM198 69V70H197ZM26 70V69H25ZM31 70V72H29ZM80 70V71H79ZM103 70V71H102ZM132 71H130V73H132ZM139 71V70H138ZM138 71H136V73H138ZM205 71V72H204ZM57 72V73H56ZM89 72L90 73H92V76H91V74H89ZM107 72H105V73H107ZM110 72V73H109ZM140 72V71H139ZM189 72H191V73H188ZM54 73V74H53ZM61 73H62V75L64 76L63 78L66 80H64V84L65 85H67L66 87H65V89H61L60 88V86L58 87L57 85L59 84L60 85V83L62 84V85H64L63 84V78H62V80L60 79L61 77H60V75H61ZM84 73V74H83ZM86 73V74H85ZM97 75H96V74ZM116 73H115V75H113V78H114V80H116L115 79V77L114 76H116ZM127 73H128V75H127ZM141 73V72H140ZM32 74V75H31ZM45 74V75H44ZM47 74H50L49 76H47ZM58 75V80H60V81H57V79L55 78L57 75ZM81 74V75H80ZM104 74V75H103ZM142 74V73H141ZM15 75V74H14ZM13 74H12V77H11V80L12 81H16L17 79H18V77L17 76H14ZM17 75V74H16ZM55 75V77H53ZM84 75H90L89 77L88 76H84ZM96 75V76H95ZM136 75L137 76H139V77H137L136 78ZM32 76H33V78H32ZM41 76H46V77H51L50 79V81H49V79H46V77L44 78V77H42L41 78ZM95 76V77H94ZM97 76L100 78V79H98L97 78ZM104 76H106V77H108V78H110V79H108V80H110V81H108V80H106V81H104V79H106V78H102V77H104ZM142 76H144L143 74H142ZM29 77V79H27ZM123 77V78H122ZM133 77V78H134ZM198 77H199V80H198ZM52 78H54V79H52ZM95 78H97V82L98 81H100V80H102V81H104V83L102 82V81H100V82H94L96 79ZM119 78H121V79H119ZM144 78H145V76H144ZM201 78V79H200ZM33 79H34V81H36V82H33ZM91 81H90V80ZM140 79H142L141 81H139ZM263 79V80H262ZM27 80H29V81H27ZM30 80L32 81L31 83H30ZM154 80V81H153ZM156 80V81H155ZM193 80H197V85L196 84H194L193 83ZM260 80H262V83L260 82ZM51 82V85L48 87L47 86V83L46 82ZM140 83H139V82ZM148 81L150 82V84L148 83ZM199 81V82H198ZM256 81V82H255ZM31 84L30 86H28V84ZM55 82H56V84H55ZM58 82H60V83H58ZM69 83V84H67V83ZM89 82H93L95 85L96 84H98V87H97V85L96 86H94V87H97V89L95 90V91H91V92H89L88 90L90 89H92L93 90V86L92 85H94L93 83H92V85H91V83H89ZM102 82V83H101ZM124 82H125V86H123L124 85ZM133 82V83H134ZM145 83V82H147L148 83V85L147 86H145V84H144V86H143V84H141V83ZM109 83V84H108ZM132 83V84H133ZM134 83V84H135ZM187 83H188V86L189 87H187ZM254 83V84H253ZM37 86H36V85ZM45 84V85H44ZM55 84V85H54ZM88 84V85H87ZM90 84V85H89ZM99 84H100V86H99ZM111 84V85H110ZM141 84V85H140ZM152 84V85H151ZM191 84V85H190ZM262 84V85H261ZM53 85V86H52ZM61 85V86H62ZM64 85V86H65ZM70 85V86H69ZM107 85H108V87H110V89L109 88H107ZM113 85V86H112ZM115 85H118V87L117 86H115ZM137 85V84H136ZM150 85V86H149ZM159 87V86H161V87H159L160 89H164V92L163 93H161L160 95H159V93L158 92H160L159 90V88H157V86ZM182 85V84H181ZM193 85H195V86H193ZM33 86H35V87H33ZM38 86H39V88H38ZM45 86V87H44ZM55 86V87H54ZM56 86L58 87V89L56 90ZM69 86V87H68ZM87 86V87H86ZM103 88H102V87ZM104 86H106V88H105V90H106V92H105V90H104ZM121 86L122 87H126V88H121ZM149 86V87H148ZM176 86V85H175ZM179 86V87H178ZM193 86V87H192ZM262 86V87H261ZM27 87H28V89L29 88H34V89H27ZM44 87V88H43ZM48 87V88H47ZM50 87H52V88H50ZM67 87H68V89H67ZM90 87H92V88H90ZM100 87V88H99ZM163 87V88H162ZM198 87V88H197ZM60 88V89H59ZM62 88H64L63 86H62ZM88 88V90H86ZM98 88H99V90H100V93H102L101 95L103 96L104 95V93H105V95L103 96V97H100V96H97V99H95L94 100V98L93 97H95L96 98V94L95 93H97V92H99V90H98ZM102 88V89H101ZM134 88H136V87H134ZM138 88V87H137ZM136 88V89H137ZM140 87L138 88V89H141ZM166 88V89H165ZM174 88V89H173ZM179 88V89H178ZM192 88H194V89H192ZM41 89V90H40ZM45 89H47V90H45ZM49 89H51V90H49ZM54 91H57V92H54ZM95 89V88H94ZM117 89H119L118 91H117ZM127 90V91H125V90ZM176 89V90H175ZM188 89H192L191 90V93H190V91L189 92H187L188 91ZM196 89V90H195ZM31 90H34V91H31ZM39 90V91H38ZM62 90H64L63 92H62ZM66 90V91H65ZM103 90H104V92H103ZM165 90L167 91V92H165ZM177 93H175L174 91ZM183 90V91H182ZM196 91V92H193L192 93V91ZM28 91V92H27ZM29 91H31V92H29ZM42 91V92H41ZM53 91V92H52ZM97 91V92H96ZM117 91V92H116ZM143 91H141L142 93H144ZM155 91H158L156 94H154V92ZM182 93H181V92ZM87 94H86V93ZM95 92V93H94ZM116 94H115V93ZM169 92V93H170ZM36 93V94H35ZM38 93V94H37ZM57 93V95H55ZM62 93V94H61ZM86 95H85V94ZM90 93H92V94H95V96H93L92 97V95L90 94ZM100 93H98V94H100ZM180 93V94H179ZM184 93V94H183ZM189 93H190V95H189ZM30 94V95H29ZM43 94V95H42ZM45 94L47 95L48 94V96H45ZM58 94H59V96H62V99H60L61 97H57L58 96ZM65 94V95H64ZM88 94H90V97L88 96ZM117 94V95H118ZM152 94V95H151ZM172 94L174 95V96H172ZM192 94V95H191ZM111 95H115L114 97L113 96H111ZM120 95H118V96H120ZM151 95V96H150ZM175 95H177V97L175 96ZM179 95H181V96H179ZM35 96V97H34ZM88 96V97H87ZM160 96V97H161ZM168 96H170V97H168ZM181 98V99H179V97ZM65 97V99H63ZM147 97V98H148ZM160 97L159 98H157V99H155V100H160V104H158V101H155L154 99V101L153 102H157L156 104H158V105H161V104H163L164 102H165V98L163 99V97H161V99H162V101H161V99H160ZM164 97H166V96H164ZM182 97L184 98V97H186V98H184V100L182 99ZM50 99L52 100V101H50ZM58 99V100H57ZM93 99V101H91ZM149 99V100H150ZM151 99V100H152ZM177 99H179V100H176ZM188 99H189V101H188ZM56 100H57V102L59 103V102H61V103H59V105L60 104H62L63 103V105H61V107L59 106V105H55V106H53V105H51V103L53 104L54 102H56ZM59 100H61V101H59ZM65 101V104H64V101ZM164 100V101H163ZM180 100H183V102L182 103H184V105H185V102L184 101H186V107H185V109H184V111L183 112H181V109H180V107H177V108H179L178 110H179V113L181 114V113H185V114H181L180 116H179V114H177L178 113V110L174 107V106H176V105H178L179 104V106H181L180 105V103H178V101H180ZM262 100V101H261ZM25 103H24V102ZM49 101L51 102L50 104H49ZM54 101V102H53ZM67 101V102H66ZM168 101H170L169 102V104H168ZM92 102V103H91ZM119 102V101H118ZM162 102V103H161ZM255 102V103H254ZM67 103V104H66ZM175 103H176V105H175ZM178 103V104H177ZM253 103V104H252ZM29 104V105H28ZM92 104V105H91ZM169 105V106H167V108H168V110L167 111H163V108H164V110H166L165 108V106L166 105ZM32 105V104H31ZM40 105H39V107H40ZM184 105H183V108H184ZM255 105V106H254ZM51 106L53 107L51 110L49 109V108H51ZM62 106H64L63 108H64V110H63V108H62ZM170 106H172L173 108H174V110H177V111H174L173 110V108L171 109L170 108ZM258 108H257V107ZM59 108V109H56V108ZM94 109H93V108ZM61 108V109H60ZM83 108H86V109H83ZM90 108H91V110H90ZM117 108H118V103H117ZM123 108V107H122ZM121 108V109H122ZM182 108V107H181ZM183 108H182V110H183ZM11 108L10 109H8L9 111L10 110H12ZM46 109H48V110H46ZM258 109V110H257ZM7 110V111H8ZM52 110H54V113L52 112ZM57 110H60V111H57ZM66 110V111H65ZM83 110V111H82ZM86 110V111H85ZM87 110H89V111H87ZM97 110V109H96ZM124 110H125V108H124ZM169 110L171 111H174L172 114H174V115H170L169 113H171V112H169ZM185 110H187V111H185ZM255 110V111H254ZM7 111H5V112H7ZM13 111V110H12ZM12 111H10L11 113H12ZM25 111H27L26 109H25ZM33 111H34V113L36 112V115H37V113L39 114V112H40V114H41V116H35L34 114H33V118H32V120L34 119V116H35V119H37L38 120V118L39 117H41V118H39L40 120H38V122L37 121H34L35 122V124H33L34 122L31 120V115H32V113H33ZM38 111V112H37ZM45 111V112H44ZM49 111H50V113H49ZM65 113H63V112ZM123 110H121V112H122ZM129 110H127V112H128ZM253 111H254V113H253ZM260 111H263V112H261L260 113ZM43 112V113H42ZM57 112H59V113H57ZM84 112V113H83ZM88 112H90L89 114H88V116L89 117H85L86 115H87V113ZM123 112H126V110L125 111H123ZM126 112V113H127ZM167 112H169V113H167ZM177 112V113H176ZM8 113V112H7ZM24 113L25 114H27V116L29 115L30 116V118L28 119V117H26L27 119H25L24 118ZM47 113H49V114H47ZM55 113H57V114H59V116L61 115V118H63L66 114V117L67 116H69V117H67V120L66 119H64L65 121H67L68 123L66 124V123H64L63 124V122L64 121H62L63 119H59L60 117L57 115V117H58V121H57V119H55L54 120V118H56V114ZM167 113V115H170V117H171V119H169V120H171L170 121V124H172V122H173V124L172 125H174V126H171L170 124H169V122H167V121H165L166 119H163V118H170V117H166V116H164L165 114ZM253 113V114H252ZM6 114V113H5ZM4 114V115H5ZM51 114V115H50ZM53 114H55V117L53 118ZM64 114V115H63ZM125 114V113H124ZM162 114V115H161ZM260 114H263V115H260ZM3 115V116H4ZM8 115H10V113H8ZM15 115V116H14ZM18 115L20 116V117H18ZM50 115V116H49ZM85 115V116H84ZM179 116L178 118H176L177 116ZM252 115V116H251ZM254 115H255V117H254ZM44 116V117H43ZM50 118H49V117ZM52 116V117H51ZM80 116V117H79ZM81 116L82 117H84V118H81ZM161 116H163V118L161 117ZM173 116H174V118H173ZM176 116V117H175ZM258 116V117H257ZM46 117V118H45ZM65 117V118H66ZM72 117V118H71ZM76 117V118H75ZM78 117H79V119H78ZM4 118V117H3ZM15 118H13V119H15ZM25 119V121L23 120V119ZM48 118H49V120H48ZM85 118L88 120V121H86L85 120ZM184 118V119H183ZM12 119V118H11ZM20 119H15L16 121H19ZM48 121V123L46 122V120ZM70 119V120H69ZM73 119H75V122H74V120ZM85 120V121H81V122H83V123H81L80 124V121L79 120ZM180 119V120H179ZM22 120H23V122H28L29 120H31L30 122H28V123H26V125H23L22 124ZM53 120V121H52ZM60 120V121H59ZM69 120V121H68ZM73 120V121H72ZM79 121V123H78V121ZM179 120V121H178ZM183 120V121H182ZM44 121L46 122L45 123V126H44ZM52 121V122H51ZM95 122V124H94V122ZM161 121V122H160ZM33 122V123H32ZM39 124V122L41 123V124H43V126H44V128L43 127H40V124H39V127L36 125L37 123ZM53 122L55 123V122H58V124L57 123H55V125L53 124ZM76 122H77V125H76ZM84 122H86L85 124H84ZM87 122H89L90 124L92 123L93 124V126L92 125H86L87 124ZM166 122V123H165ZM185 122V124H183ZM29 123H31L32 125H29ZM75 123V124H74ZM88 123V124H89ZM147 122H144L143 124H145L147 127H145L146 129H145V131L148 129L149 130V128H151L150 126H148L149 124H146ZM159 123H160V125H163L164 123V126H165V128L164 127H162V126H160V127H158L159 126ZM6 124V125H5ZM28 124V125H27ZM82 124H84V125H86L85 127H83L84 125H82ZM96 124V125H97ZM103 124V123H102ZM166 124H167V126H166ZM23 125V126H22ZM35 125V126H34ZM56 125H58V126H56ZM72 125H73V127H72ZM75 125V126H74ZM78 125H80V127L78 126ZM82 125V126H81ZM94 126L95 128H93L92 129V131L94 132V130L95 129H97V131L95 130V132L96 133H99L100 132V127H101V122H100V124H98L97 126ZM25 126V127H24ZM32 126H34V127H32ZM49 126V127H48ZM77 126L81 129H77V131H76V128H77ZM100 126V127H99ZM23 127V128H22ZM30 128V127H32V129L30 128V130L31 131H29V129H28V131L29 132H25V131H27V130H23L24 128ZM83 127V128H82ZM33 128H37V129H33ZM46 128V129H45ZM49 128V129H48ZM71 128H72V130H75L74 131V133H73V131L71 130ZM75 128V129H74ZM100 128V129H99ZM178 128V129H177ZM181 128H183V129H181ZM16 129V130H15ZM20 129H22V130H20ZM43 129V130H42ZM45 129V130H44ZM48 129V130H47ZM67 129H69L68 131H67ZM87 129H89V128H87ZM167 129V130H168ZM172 129V128H171ZM170 129V130H171ZM33 130H35L34 131V136H33ZM36 130H37V132L38 133H41V131L42 132H44V134L46 133V132H48L49 131V133H47L45 136H44V134L41 136L40 135V137H39V134L37 135L35 132H36ZM41 130V131H40ZM150 130L148 131L149 133H150ZM70 131L72 132V134L71 135H73L72 137H73V140H71L72 138H69V137H71V135H70ZM91 130H90V132H92ZM156 131V130H155ZM176 131H178V132H176ZM89 132V131H88ZM89 132V133H90ZM92 132V133H93ZM94 132V133H95ZM147 132V131H146ZM152 132V133H153ZM2 133L4 134V135H2ZM29 133V135H27ZM84 133H86V132H84ZM89 133H86V134H88L89 135ZM155 133V132H154ZM153 133V134H154ZM32 134V135H31ZM91 134V133H90ZM177 134H179L180 135V137H179V135H177ZM68 135V136H67ZM87 135V136H88ZM33 136V137H32ZM68 137V138H65V137ZM87 136H86V138H87ZM178 136V137H177ZM261 136V138H259V137ZM3 138V139H2ZM35 138V139H34ZM64 138V139H63ZM75 138V141L77 140ZM88 138H90V135H89V137ZM87 138V139H88ZM176 138H177V140H178V142L176 141ZM36 140L35 141V143H34V141H32V140ZM174 139V140H173ZM260 139V140H259ZM38 140V141H37ZM67 140V141H66ZM70 140V141H69ZM263 140V143L261 142ZM64 141H66V142H64ZM78 141H79V143H78ZM76 143H78V145H84L85 146V143H83V142H85L84 140L83 141H80V140H78ZM260 141V142H259ZM38 142V143H37ZM39 142H40V145L42 146L43 145V147H45L44 149H46L47 148V150H50V151H47V153L45 152V150H42L43 149V147H40L39 146V149H38V151H36V149L37 148H35L36 147V145H35V147H34V144H36L37 143V145H39ZM63 142H64V145L62 146V144H63ZM67 142H69L68 143V145L67 144H65V143H67ZM81 142H82V144H81ZM33 143V144H32ZM42 143V144H41ZM50 144V145H48V144ZM59 143H60V145H59ZM62 143V144H61ZM74 143V142H73ZM73 143H70V145L72 144L73 145ZM76 143H74V145L73 146H77V144ZM198 143V144H197ZM46 144V145H45ZM92 144V143H91ZM171 144V143H170ZM30 145H31V147L33 148V151L36 153V152H38V155H39V153H41L42 151H43V153H44V155H42V157H41V154L38 156V155H36V156H38V158H39V160H37V159H35L34 157H35V154H31L29 157H31L32 158V161H30L29 160V162H28V156H27V154L31 151L32 153H33V151H32V148H31V150H29L30 148ZM53 145V146H52ZM57 145H59V146H57ZM49 146H52V147H50L49 148ZM62 146V147H61ZM38 147V146H37ZM67 147V148H68ZM79 147V146H78ZM80 147H83V146H80ZM79 147V148H80ZM173 147V148H172ZM260 147V148H259ZM29 148V149H28ZM61 148H63L62 150H61ZM97 148H99V146H97ZM176 148V149H175ZM251 148L252 149H254L253 151L251 150ZM27 149H28V151H27ZM35 149V150H34ZM104 149V150H103ZM166 149H168V150H166ZM261 150V153L260 152H258V151H256V150ZM42 150V151H41ZM60 150H61V152H60ZM105 151V152H104ZM108 151V152H109ZM247 151H249V152H247ZM252 151V152H251ZM28 152V153H27ZM53 152V151H52ZM59 152V153H58ZM100 152H101V154H100ZM125 152V151H124ZM255 152V153H254ZM27 153V154H26ZM58 153V154H57ZM103 153H105L106 154V156H105V154H103ZM254 153V154H253ZM257 153V154H256ZM30 154V153H29ZM37 154V153H36ZM87 154V153H86ZM92 154H90L89 153V151H88V156L89 155H91V156H93ZM114 154V155H113ZM115 154H116V156H115ZM24 155H26V156H24ZM53 155V154H52ZM50 156V157H53V156ZM95 156H96V154H94ZM98 155V154H97ZM117 155H119V156H117ZM257 155V156H256ZM34 156V157H33ZM45 156V157H44ZM90 156V157H91ZM122 156V157H121ZM251 156H252V158H251ZM261 156V155H260ZM263 156V155H262ZM261 156V158H263L264 159V157H262ZM40 157L42 158L41 159V161H40ZM46 158V159H44V158ZM94 157V156H93ZM101 157V158H102ZM107 157V158H106ZM111 158V160L109 159V158ZM119 157H121V160H120V158ZM124 157H125V155H124ZM24 158V159H23ZM53 158H55V157H53ZM114 158H116V159H118V160H116V159H114ZM172 158V159H171ZM258 159H256L257 161L260 159L259 157H257ZM17 159H19V161L18 162H16L17 161ZM21 159V160H20ZM25 159H27V161L25 160ZM50 159H52V158H50ZM108 159V160H107ZM112 159H114V160H112ZM16 160V161H15ZM24 160V161H23ZM48 160H49V157H48ZM35 161V162H34ZM39 161V163H37ZM51 161V160H50ZM248 161V162H247ZM253 161V162H252ZM20 162H21V164H20ZM22 162H24L23 164H25V165H23L22 164ZM25 162H27L28 164H26ZM30 162H31V165H33V167L31 168V165H30ZM33 162V163H32ZM49 162V161H48ZM168 162V163H167ZM36 163V164H35ZM20 164V165H19ZM47 164V163H46ZM103 164V165H102ZM121 164H122V162H121ZM123 166H125V163H124V161H123ZM28 165V166H27ZM35 165H37V166H35ZM44 165V163H42V165L41 166H43ZM99 165V167H97ZM102 165V166H101ZM26 166V167H25ZM30 166V167H29ZM109 166V167H108ZM123 166H120V167H118V169H117V172H122L121 171V169H122V167ZM105 167V168H104ZM127 167V168H126ZM126 167H123V172L124 171H126V170H128V171H130L132 174L134 173L133 172V170H132V168L130 167V166H128L127 164H126ZM20 168V169H19ZM29 168H31L29 171H28V169ZM40 168V167H39ZM96 168V169H95ZM98 168H99V170H100V168H101V170H100V172H102V173H99V170H98ZM107 168V169H106ZM130 168V169H129ZM246 168V169H245ZM21 169H23V171H21ZM25 169V170H24ZM137 169H140L139 167L137 168ZM38 170H40V169H38L37 168V171ZM74 170H76L77 172H78V169H76V168H74L73 169V173L75 172ZM119 170V171H118ZM136 170V169H135ZM141 170V169H140ZM35 171H36V169H35ZM34 171V172H35ZM76 172V174H79V173H77ZM86 171H84V173H85ZM127 172V171H126ZM129 172V173H130ZM94 173V172H93ZM138 173V172H137ZM121 174V173H120ZM134 174H136V173H134ZM250 174V175H249ZM19 176V177H18ZM22 176V177H21ZM30 176V175H29ZM91 176V177H90ZM80 177H81V179H80ZM93 177V178H92ZM159 177H161V178H159ZM17 178V179H16ZM30 178H31V176H30ZM92 180H91V179ZM79 179V181H77ZM89 180V181H85V180ZM157 179L159 180V181H157ZM28 180V179H27ZM26 180V181H27ZM81 180V181H80ZM90 180H91V182H90ZM14 181H15V185L13 184L14 183ZM85 181V183H88V185H89V187H88V185L87 184H85V183H83ZM247 182V183H246ZM84 184V185H83ZM2 185V186H1ZM14 185V186H13ZM247 185V186H246ZM83 186L85 187V188H83ZM246 186V187H245ZM1 187H3V188H6V189H2ZM81 188V189H80ZM88 188V189H87ZM91 188V189H90ZM15 189L17 190V191H15ZM81 190V191H80ZM91 190V191H90ZM95 190V189H94ZM246 190V191H245ZM72 191V192H73ZM87 191V195L88 194H90V195H86V194H84L86 197H88V198H84L83 196V192H86ZM17 192V193H18ZM71 193V192H70ZM155 193H156V195H155ZM92 194L94 195V196H92ZM154 195V196H153ZM80 196V197H79ZM244 196V197H243ZM66 197V196H65ZM64 197V199H63V201H65L64 202V204L65 205H67L68 203H66V201H68L67 200V198H65ZM90 197H93L94 198V200H93V198L91 199ZM96 197V198H95ZM243 200H242V199ZM73 199V198H72ZM97 199V200H96ZM81 200V201H82ZM88 200H91V201H88ZM108 200H110V204H109V202H108ZM68 201V202H69ZM88 201V202H87ZM105 201H107V202H105ZM243 201V202H242ZM73 203L72 204H70V202H69V204L70 205H73ZM78 203V204H77ZM101 203V206L99 205V204ZM104 203V204H103ZM106 203V204H105ZM113 203V204H112ZM144 203H146V202H144ZM149 203H150V205H149ZM240 203V204H239ZM68 204V205H69ZM89 204H91V205H89ZM116 204V205H115ZM102 205L106 208L105 210H104V208L102 207ZM106 205V206H105ZM240 205V206H239ZM76 206V207H75ZM148 206H149V208H148ZM80 209H79V208ZM92 207V208H93ZM99 207H102V211L104 210V211H109V213L111 212V211H113V212H111L112 214H110L109 215V213L107 212V213H105L104 211L103 212H101L98 208ZM107 207H108V209H107ZM111 207V208H110ZM138 207V208H139ZM148 209H147V208ZM126 208V209H125ZM233 208H236V209H234L233 210ZM76 209V210H77ZM144 209H145V212H142V211H144ZM147 209V210H146ZM162 209V210H161ZM69 210H70V212H69ZM77 210V211H78ZM122 210H124V211H122ZM132 210V209H131ZM74 212H76V211H74ZM73 212V213H74ZM119 212V213H120ZM137 212V213H136ZM232 212V214L230 215V213ZM236 212H238V209H237V211ZM235 212V213H236ZM122 213V215H120V217L121 218H119L120 219V223L118 224V225H121L122 223H121V220L124 218V214ZM143 213V214H142ZM78 214H79V212H78ZM106 214H108V215H106ZM116 214H114L115 215V217H116V219L114 220L113 219V216H111L110 217V220H112L113 219V221H117L118 222V218H117V216H116ZM140 215V216H138L137 217V215ZM72 215V216H71ZM69 217L72 219H69V218H67V219H69L68 221L69 222H71V221H73L74 222V220H75V217H76V215H74V214H71ZM141 216H143V217H141ZM229 216V217H228ZM231 216V217H230ZM68 217V216H67ZM85 218V217H84ZM139 218V219H138ZM141 218V219H140ZM223 218V219H222ZM227 218V220H225ZM125 219V218H124ZM129 219V218H128ZM127 219V220H128ZM108 221V222H105V223H108V227H105V229H107V231H109V232H106V233H110L109 234V236H112V233L113 232H115L114 230H116V226H117V224L115 223V222H113V221ZM127 220H122L123 221V223L124 222H126ZM79 221V224H77L76 222H78ZM100 221V220H99ZM93 222H95L94 224H93ZM110 222H111V224L112 223H114V224H116V226H114L113 224V229H114V227H115V229L113 230L112 229V226H111V229H109V227H110ZM127 222V223H128ZM219 222V223H218ZM225 222V223H224ZM126 223V224H127ZM128 223V224H129ZM218 223V224H217ZM72 224V225H73ZM110 224V225H109ZM125 223H124V225H123V227L126 225ZM128 224H127V226H128ZM133 224H134V226L135 227H137V229H136V232H135V234L133 233L134 231H135V229L134 228H131L130 229V227L131 226H133ZM139 224V225H138ZM224 224V225H223ZM81 226V227H84V229L86 228V231L82 228V235H80V233L79 232H81V230H80V227L79 226ZM105 225V224H104ZM121 225V226H122ZM138 225V226H137ZM218 225V226H217ZM227 225V226H226ZM79 227V228H78ZM119 228H121L120 226H118ZM102 229V234L100 235V234H96L99 230L101 231V229ZM119 228H117V229H119ZM222 228V229H221ZM228 228V227H227ZM109 229V230H108ZM130 229V230H129ZM104 230V231H103ZM112 230H113V232H112ZM124 230V231H123ZM134 230V231H133ZM96 231V232H95ZM99 231V232H100ZM130 231V232H129ZM138 231V232H137ZM222 231V232H221ZM116 232H118V234L120 235V233H119V231L118 230H116ZM115 232V233H116ZM140 232V233H139ZM105 233V235H108V234H106ZM117 233H116V235H118ZM138 234L141 236H138ZM78 235H80V236H78ZM115 234H113V237L111 238V242H113L114 240H116L117 238H119V237H115L114 236ZM98 236V237H99ZM135 236H137V238L135 237ZM220 236V237H219ZM107 237V236H106ZM132 237V238H131ZM142 237H144V238H142ZM116 238V239H115ZM140 238H141V240H140ZM211 238H213V239H211ZM215 238V239H214ZM87 239H89V238H87ZM130 239V240H129ZM138 239V240H137ZM118 240V239H117ZM122 240H124V242H126V243H124V242H122ZM129 240V241H128ZM128 241V242H127ZM115 242H117V241H115ZM115 242H113V244L115 243ZM99 243V242H98ZM100 243H99V245L97 246L98 247V251H100V250H102V249H100L101 248V245H100ZM97 244V243H96ZM112 244V243H111ZM118 244H120V245H118ZM126 244V245H125ZM36 245V244H35ZM35 245H33L32 246V248H35L36 249V247H37V245H36V247H35ZM115 245V246H116ZM21 246L22 245H19L18 247H20L21 248ZM100 246V247H99ZM125 246V247H124ZM17 247V249L19 250L20 248H18ZM97 247H96V249H97ZM111 247L113 248V250L112 251H109L110 249H111ZM22 248H23V246H22ZM22 248H21V250H19V252H18V250H17V252L18 253H20L21 251H22ZM106 248H110L109 250H108V252H109V254H108V252H107V249ZM122 248H124V249H122ZM24 249V248H23ZM35 249H33V250H35ZM100 249V250H99ZM121 249V250H120ZM114 250H115V252H114ZM124 250V251H123ZM217 250V251H216ZM24 251V250H23ZM118 251H120L119 253H118ZM22 253L23 252H21V255H22ZM107 253V254H106ZM111 253V254H110ZM113 253V254H112ZM116 253V254H115ZM208 254H210L211 256L209 257V258H205V257H207L206 255H208ZM17 255V254H16ZM15 255V256H16ZM20 255V256H21ZM111 255V256H110ZM219 255V256H218ZM116 256H118V257H116ZM108 257V259L106 260V258ZM16 258V257H15ZM18 258V260H19V258H21V257H17ZM17 258L15 259V260H17ZM101 258V257H100ZM110 258V259H109ZM13 259H14V257H13ZM102 259H100V260H102ZM12 260V259H11ZM69 260V259H68ZM68 260H66L65 262H62L63 264H65V263H67V264H71V262H73V261H69V263L67 262ZM85 261V260H84ZM79 261V263L77 262H74V263H76V264H86L87 262L85 261ZM88 261V260H87ZM14 262V260L13 261H11V262H9V263H7V264H15V263H13ZM16 262V261H15ZM84 262V263H83ZM89 262V264H90V262L91 261H88ZM215 262V263H214ZM74 263H72V264H74ZM107 263H105V264H107ZM88 264V263H87ZM91 264H94L93 262H91ZM97 264H99V263H97ZM100 264H102V263H100Z\"/></svg>", "mask_w": 264, "mask_h": 264}, {"label": "bare ground", "instance_id": "bare-ground-1", "mask_svg": "<svg viewBox=\"0 0 264 264\" xmlns=\"http://www.w3.org/2000/svg\"><path fill=\"white\" fill-rule=\"evenodd\" d=\"M1 1V0H0ZM22 0H7V1H2V2H4L3 4L2 3H0V5H1V8H2V11H1V9H0V13L1 12H4L3 14H5V15H8L9 14V16H11L10 18H8V17H6V18H8L7 20H5L6 18H5V16L4 15H0V16H2V18H3V22L2 21H0V33H9V36L11 35V34H14V35H16L15 37H17L19 34H21L20 35V37L19 38H23V40L25 39V37L27 38L29 35H31L32 36V38L31 39H33V36L35 37L34 39H36V40H34L35 42H37L38 40H40V38H41V40H40V42L43 40L42 39V37H43V35L45 36V35H47V36H57V35H59L61 32L60 31H62V33L64 32V31H66V29H67V31H70L69 29L70 28H64V26H63V20H62V22H60L61 21V18L62 19H64V17H65V19H66V16H67V18H70V20H72V19H74L75 21H76V19H77V17L80 15V12H78L79 10H78V8H80V6L77 8V7H73V9L71 10V12H70V10L68 11V13L70 12L71 13V16H73V17H68V14L65 16V14L66 13H64L63 14V16L64 17H61V16H59V15H57L56 13H58L59 12V14H60V11L59 10H61V12L63 13V11L66 9V11H67V8L69 7V6H67V8H65V9H60V7L61 8H64V7H66V5H68L69 3H68V0H38V2L36 1V6H35V2H34V0H29V2L28 3H24L23 1L21 2ZM24 1H26V0H24ZM28 1V0H27ZM26 1V2H27ZM73 1H76V4H77V0H73ZM82 1H84V0H82ZM96 1V0H95ZM103 1V0H102ZM101 1V2H102ZM106 1V0H105ZM108 1V0H107ZM111 1H113V0H110V1H108V3L109 4H107V5H110V4H112L113 2H111ZM117 2L118 4H120L121 2V0L119 1V0H114V2ZM119 1V2H118ZM124 1H128L129 2V0H124ZM135 1V0H134ZM136 1H138V0H136ZM148 1H150V0H148ZM152 1V0H151ZM153 1H155V0H153ZM152 1V2H153ZM157 1V0H156ZM155 1V2H156ZM163 1V0H162ZM165 1V0H164ZM163 1V2H164ZM176 1H178V0H175V2ZM181 1V0H180ZM185 1V0H184ZM193 1V0H192ZM195 1V0H194ZM198 2H199V0H197ZM196 1V2H197ZM211 1V0H210ZM234 1H236V2H239V0H215V2H217L218 3V5H219V8H217V4H215V5H217V6H215L216 7V9H215V7L213 6V3H210L209 2V4H212V6L214 7L213 8V10H211L212 9V6H210L211 8L209 9V8H206V10L208 9V10H211L209 13H207V14H209V15H206L207 17H209V16H211V15H213V14H215V13H218V12H220V10H218V9H221L222 11H224V10H226V9H228L230 6H232V3H234ZM7 2V3H6ZM70 2H71V0H70ZM79 2H81L80 0H79ZM98 2V1H97ZM97 2H95V3H97ZM116 2H115V4H116ZM123 2V1H122ZM127 2V3H128ZM132 2H133V0H132ZM131 2V3H132ZM158 2V1H157ZM156 2V3H157ZM160 2V4H165L166 5V3L168 2V0H166V2ZM173 2V1H172ZM175 2H173L172 4H174ZM181 2H183V1H181ZM181 2H179V3H181ZM189 2H191V1H189ZM212 2H214V1H212ZM50 3H51V5H52V7H48V5L49 6H51L50 5ZM74 3V2H73ZM124 3V2H123ZM123 3H122V6H123ZM130 3V2H129ZM159 3V2H158ZM176 3H178V2H176ZM6 4V5H5ZM102 4V3H101ZM118 4H116V6L114 5V7H111V6H109V7H111V9L114 11L115 9V7L119 10L120 8L122 9V12L120 11V12H118L119 14H117L116 12L118 11L117 9L114 11V13H115V16H113L114 15V13H113V11H112V16H113V20H114V23H115V19L117 18V16H119L120 15V13H124L125 11L127 12V11H130V13H134L135 11H133L132 9H133V7H132V9L131 8H129L130 10H128V7L127 6H123V7H121L120 5H119V8H118ZM126 3H124V5H125ZM133 4L135 5V9L137 8L136 7V4H135V2H133ZM137 4L139 5V7H140V9L142 10V12L144 13V17L141 15L142 14V12H138V13H140V15L143 17V21L145 22L144 23V26L145 25H147L146 24V22H148V25L150 26V25H152L153 27H154V29L156 28L157 30H155V31H157L159 34H161V35H164L165 37L164 38H168L169 39V41H170V39H171V41H173L174 40V42H178L179 44H180V46H183V47H185V46H187V48L189 49V47H193V46H191L190 45V40L191 41H195V39L193 38V40L191 39V37H192V35L195 37V35H194V33H192V32H194L193 30H196L197 31V29H193L194 27L192 26V29L193 30H189V29H191V27L189 28V25L190 24H188L189 22H185V21H191L192 20V18H191V15H190V17H189V15L186 13V9L188 10L189 8H190V6L188 7V6H185L184 8H186V9H184L185 11H184V13H186V15H188V17L191 19V20H189V18L188 19H186V20H183L184 18H183V15H182V13H183V11H182V9H181V13H179V15H178V11L180 12V10H177V12L174 10V14H175V12L177 13V15H178V17L180 16V14L182 15V16H180L181 18H182V20L183 21H181L180 19V17H179V20H178V17H176L177 15H174V16H168V12H170V9L167 11V7L165 6V5H160V4H157L158 6L160 5L161 6V8H160V6H159V8L160 9H162L163 7H165L164 9H166V10H164L167 14H165V12L164 13H162V12H160V10H156V9H158V7L156 8V7H154L155 8V10H154V8H152L153 6H155V5H152V4H154V2L151 4V3H149V4H151V6L147 3V0H139V2H137ZM171 4V3H170ZM172 4H171V8L173 7L172 6ZM238 4V3H237ZM72 5V4H71ZM74 5H75V3H74ZM78 5H79V3H78ZM81 5V4H80ZM128 5V4H127ZM167 5L170 7V5H169V2L167 3ZM177 5L178 4H175V6L177 7ZM234 5H236V3H234ZM97 6V5H96ZM96 6H93V7H96ZM100 6V5H99ZM104 6V5H103ZM105 6H106V4H105ZM113 6V5H112ZM178 6H180V5H178ZM182 6V5H181ZM205 6V5H204ZM107 7L108 6H106V9H107ZM125 7H127V8H125ZM183 7V6H182ZM232 7H234V6H232ZM22 8H25V10H27V11H24V9L22 10ZM35 8H37V10L35 9ZM41 8V9H40ZM181 8V7H180ZM20 9H21V11H24V12H27V15H26V13H25V16H27L26 18L25 17H23V19H20L19 18V16H17V14H16V12L17 11H20ZM100 9V8H99ZM123 9H127V10H123ZM134 9V10H135ZM174 9H178V7L177 8H174ZM197 10V9H195L194 8V6H193V8H191V10ZM215 9V10H214ZM33 10H34V14L35 15H39V18L40 19H38V17H36L35 18V16L34 17H31V15L33 16L34 14L32 13H30V12H33ZM49 10H50V12H49ZM95 10V9H94ZM110 10V9H109ZM190 10V9H189ZM203 10H205L204 9V7H203ZM203 10H201L202 12H203ZM205 10V12H208V10L206 11ZM217 10H218V12H217ZM230 10H231V8H230ZM232 10H233V8H232ZM230 11L231 13L234 11ZM65 11V12H66ZM96 11V10H95ZM101 11V10H100ZM104 11V10H103ZM102 11V13H104ZM124 11V12H123ZM137 11V10H136ZM171 11H173L172 9H171ZM213 11V12H212ZM215 11V12H214ZM77 12H78V14H77ZM125 12V13H126ZM196 12V15H202V12L201 13H198L197 14V11H195ZM195 12H193V13H195ZM227 12V14H225V17H223L222 15H223V13L221 12L220 14H222V15H220L219 13H218V15H219V17H215V19L217 18V20L219 21V20H221L222 19V17H223V19L225 18L226 20H227V18L226 17H228V16H226V15H228V11L226 10V11H224V13H226ZM30 13V14H29ZM69 13V14H70ZM97 13V12H96ZM101 13V14H102ZM137 13V14H138ZM212 13V14H211ZM14 14H15V16H17L18 17V19H19V24L17 23V17H14ZM19 14H24L23 12L21 13V12H19ZM29 14V15H28ZM107 13H106V11H105V15H106ZM117 14V15H116ZM128 14V13H127ZM127 14H125V15H127ZM130 14L131 15V17H129V20H131L135 15H137V14ZM170 14H172L171 12H170ZM189 14H191V13H189ZM204 15L206 14V13H203ZM40 15H42V20H41V16ZM104 15V14H103ZM110 15V14H109ZM109 15H107V16H109ZM124 15V16H125ZM129 15V14H128ZM128 15L126 16L127 18H128ZM185 15V16H186ZM216 16H217V14H215ZM215 15H213V16H215ZM229 15H230V13H229ZM111 16V17H112ZM141 16H135V18L137 17V20L141 17ZM193 16V18H194V15H192ZM220 16H222L221 17V19H220ZM231 16V15H230ZM29 17V18H28ZM57 17H60L59 19L57 18ZM125 17V18H126ZM139 17V18H138ZM176 17V18H175ZM196 17V16H195ZM212 17V16H211ZM211 17H209L210 19H211ZM1 18V17H0ZM79 18V17H78ZM185 18H187V17H185ZM199 18H201V17H199ZM198 17H196V18H194V20L196 19H198L197 21H199V23H197L196 22V20H195V27H197L198 28V26L201 24H205V25H207V24H209V22H211L210 20H206L205 21V19L203 18V16H202V18L203 19H199ZM213 18V17H212ZM219 18V19H218ZM25 19V20H24ZM27 19V20H26ZM29 19V20H28ZM33 19V20H32ZM37 19V20H36ZM104 19H105V17H104ZM109 19V18H108ZM118 19H119V17H118ZM124 19V18H123ZM224 19V20H225ZM5 20V21H4ZM21 20H24V21H26L27 22V25L29 24V26H27V28L25 29V28H23L21 25H20V23H21ZM70 20H67L66 19V21H67V24H68V26L67 27H71V23L69 24L68 23V21H70ZM103 20V19H102ZM111 20V19H110ZM121 20V19H120ZM125 20V19H124ZM129 20L127 19V20H125V21H128L127 23L125 22L124 23V21H123V25L125 24H127L126 26L128 27V26H133L134 24H136L137 23V21L136 22H132V21H134L133 19L131 20V22L133 23V25H130V24H132L131 22H130V24H129ZM142 20V18L140 19V21ZM203 22H202V21ZM214 19H212V21H213ZM217 20H215V21H213L214 23V25H215V23L217 22ZM225 20V21H226ZM96 21H98V20H96ZM99 21H101V18H99ZM104 21V20H103ZM106 21V20H105ZM108 21V20H107ZM106 21V22H107ZM117 21V20H116ZM142 21V22H143ZM193 21V20H192ZM209 21V22H208ZM26 22H25V24H26ZM29 22V23H28ZM61 24H60V23ZM64 22H65V20H64ZM118 22L119 21H117L116 23H115V25H116V27H115V25H114V23H112V22H110V23H112V25H114V27H111V28H117V27H119V26H121V27H123V25L121 24V25H119L118 24ZM185 22V23H184ZM208 22V23H207ZM221 21H219L218 23H220ZM223 22V21H222ZM222 22L220 23V25L222 24ZM79 23V22H78ZM99 23H101V22H99ZM120 23V22H119ZM138 23H139V20H138ZM137 23V24H138ZM191 23H193V22H191ZM193 23V24H194ZM199 24V25H197V24ZM207 23V24H206ZM218 23H216V25L215 26H218L219 27V25H218ZM224 23H226V22H224ZM22 24V23H21ZM24 24V25H25ZM65 24V23H64ZM67 24H65V26L67 25ZM75 24V23H74ZM98 24V23H97ZM96 24V25H97ZM101 24H104V23H101ZM117 24L119 25V26H117ZM136 24V25H137ZM141 24H143V23H141ZM184 24H188V26L187 25H185L184 26ZM193 24H191V25H193ZM213 24H212V26H213ZM78 25V24H77ZM100 25V24H99ZM140 25V24H139ZM138 25V27H141L142 28V26L140 25L139 26ZM147 25V26H148ZM197 25V26H196ZM200 25V26H201ZM210 25V27L209 28H211L212 26H211V24H209ZM73 26H75V25H73ZM148 26V27H149ZM187 26V27H186ZM203 26V25H202ZM215 26H213V28L215 27ZM225 26V27H224ZM61 27H63L62 28V30H60L61 29ZM97 27V26H96ZM95 27V28H96ZM99 27V26H98ZM105 27V26H104ZM103 27V28H104ZM121 27H119V28H117V30H121ZM134 27V29L135 30H137L136 28H135V25L133 26ZM205 27V26H204ZM207 27V26H206ZM205 27V28H206ZM223 28H226V24L224 25L223 24V26H222ZM125 28V27H124ZM122 29V31L123 32H125L126 30L125 29ZM132 28V27H131ZM145 28V27H144ZM139 29L140 30V32H141V30H142V33H143V30H144V33H147V34H153V36L155 35V32H153L152 31V29L151 28H147V29ZM186 28H189V29H186ZM201 28V27H200ZM205 28L203 29V27L201 28L202 30H205ZM212 28V29H213ZM215 28H217V27H215ZM221 28V27H220ZM220 28H217V30H219V32H220ZM223 28H221V30H223ZM24 29V30H23ZM78 29V28H77ZM97 29V28H96ZM130 29V28H129ZM133 29V28H132ZM150 29V32L148 33V32H146L147 30H149ZM153 29V30H154ZM206 29H208V28H206ZM71 30H73V28L71 27ZM99 29H97V31H98ZM105 30H106V28H105ZM135 30H133V31H135ZM146 30V31H145ZM209 30V29H208ZM211 30V29H210ZM215 30V29H214ZM225 30V29H224ZM65 32L66 33V35H68V33L70 34L71 32ZM97 31H96V33H97ZM102 30H100V32H101ZM111 31V30H110ZM113 31V30H112ZM115 31V30H114ZM130 31H132L131 29H130ZM132 31V32H133ZM212 31V30H211ZM216 31V30H215ZM12 32H15V33H12ZM121 32V31H120ZM122 32V33H123ZM129 31H128V29H127V33H128ZM137 32V34H139V32H138V30L136 31ZM135 32V33H136ZM199 32V31H198ZM201 32H204V31H201ZM201 32H199V34H201ZM206 32H208V35H210L209 34V31H206ZM205 32V33H206ZM214 32V31H213ZM213 32H211V33H213ZM61 33V36L63 35ZM75 33V32H74ZM73 33V34H74ZM76 33H78L77 31H76ZM102 33V32H101ZM101 33H99V34H101ZM108 33V32H107ZM114 33H116V32H114ZM127 33H124L125 35L127 34ZM158 33H157V35H158ZM197 33V32H196ZM215 33V37H216V40H215V38L214 39H212L213 41H215V44H217L216 43V41H217V37H219L218 36V34L216 35V32H214ZM218 33V32H217ZM25 36H24V35ZM72 34V33H71ZM71 34L70 35H68L67 36V38H66V35L65 36H63L66 40H63V37H60V38H62V42L64 43V41H66V46H65V49H67L68 51H69V45L68 44H71V46H74V45H72V43H74V41L73 40H70L71 39ZM133 33H131L130 35H132ZM137 34H134V35H132V40L133 41H136V38H135V40L133 39V37H136V36H140V35H137ZM146 34V38L147 39H149L148 38V36H151L150 34L149 35H147ZM204 34V33H203ZM203 34H201L202 36H204ZM207 34V33H206ZM222 34H223V31H222ZM3 35V34H2ZM14 35H11V37L12 36H14ZM27 35V36H26ZM96 35V34H95ZM95 35L93 34V36L95 37ZM110 35H111V33H110ZM110 35H108V36H110ZM122 35V34H121ZM125 35L123 36V39H124V37H125ZM128 35H129V33H128ZM129 35V36H130ZM142 35H144V34H142ZM155 36L156 38L157 37H159L158 39L159 40H161V43H162V41L163 42H165V39H163V37L161 38L160 37V35L159 36ZM201 35H200V37H201ZM4 36H8V34H4ZM47 36H45V37H47ZM60 36V35H59ZM73 36H75V34L73 35ZM92 36V37H93ZM99 35L97 34V37H98ZM104 36H105V34H104ZM104 36H102V38H104L105 40H103L100 36V41H101V39L103 40V42L104 41H111V39L109 40L108 38H107V36H106V38L104 37ZM120 35H117V37H119ZM145 36V35H144ZM214 36V35H213ZM30 37V36H29ZM70 39H69V38ZM76 37H77V35H76ZM110 37H112V40H114V41H116V42H114L113 41V43H116L117 44V40H116V37L114 38L113 36H110ZM140 37H143V36H140ZM140 37H138V38H140ZM152 37V36H151ZM196 37H198V35L196 34ZM200 37H198V38H200ZM208 37V36H207ZM206 36H204L203 38L205 39V38H207ZM5 39H6V37H4ZM9 37H7V39H6V45H4V46H2L3 45V43H4V39H3V41H2V39H1V41L3 42H1L2 43V45L0 46V54H2L3 52H6V53H4L3 55H0V63H3V62H12V63H17V60H18V62L20 63V64H18V66L16 65L15 67H13L11 70H7V71H1L0 70V118H2V119H5L6 118V115H7V117L9 116L10 118H8L9 120H8V122L10 121V120H13V121H11V122H13V123H15V122H17V123H15L14 124V126L17 124V128H19L20 127V125H19V127H18V123L21 121V117L19 116L21 113H23V112H21V111H18V110H15V109H19V105L21 104V99L23 98H25L26 100H27V103H29L30 104V109H31V106L33 107L34 105H38V109H36V107H35V109L34 110H39V111H41L43 108L42 107H44V109H45V107L47 108V103H46V106H42V105H40V103L41 102H43V104H44V102L46 101L45 99H44V97L43 96H38V95H35L34 97L35 98H33L32 97V93H31V95L30 96H28V93H26L25 91H23L24 89H22L23 87H25V86H23L22 87V84L24 85V71H26V73H27V75L29 74L27 71L30 69H28V66H26L28 63H27V59H25L26 58V56H28L26 53H24L25 54V56H23L24 54H23V52L24 51H28L27 49H29L28 47L26 48V46L24 45L25 43H20V42H18V43H16V41L14 42V43H16L15 45H14V43H12L11 44V39L9 40L8 39ZM18 38V39H19ZM52 38V41L53 40H55L54 39V37H51ZM122 38V37H121ZM127 38V35H126V37H125V39ZM145 38V37H144ZM155 38V39H156ZM198 38H196V40L198 39ZM209 38H210V36H209ZM213 38V37H212ZM30 39V38H29ZM30 39V40H31ZM46 39H48V38H46ZM49 39H50V37H49ZM59 39V38H58ZM57 39V40H58ZM94 39V38H93ZM96 40H97V38H95ZM95 39H94V41H95ZM107 39V40H106ZM120 39V38H119ZM123 39H121V41H119L118 40V42H121V43H118V45H114L115 47H113V49H107L106 50V52L107 51H109L110 50V52L112 53V52H114L115 50H116V47H118L117 48V52H115V54H113V55H115L116 56V54H117V56L115 57V58H117L118 57V59H116V60H119V59H121L122 58V56H124L123 58L125 59V60H128L129 58H130V62H133L134 61V64H136V66L138 67V69H136V67H135V69L134 68H132L131 66H133L134 64L132 63V65L130 64H128L129 65V67L128 68H126L125 66L127 65V63H126V61H124V59H123V61L125 62H123V61H121L122 62V64H121V66H120V61L118 62V61H115V65L118 63L119 65H117L119 68L117 69L116 67H115V65H114V63H113V65H112V67H110V69L112 70V68H113V70H112V72L108 69V71H110L113 75H115V73H116V71L115 72H113L114 71V67H115V69L116 70H121L122 71V69L123 68H126L127 70L128 69H130V71H132V69H133V71L135 72V74H137V75H141L140 77H143L142 79H144L145 81H147L148 80V78H150L149 80H151V83H152V79H151V77H154V75L156 76V77H158V80H160V82L158 81V85H160L159 83H163V85L164 84H166V88L167 87H169L170 85H172L174 88L175 87H177V85H180V86H182L183 87V85L185 84L184 82H185V80L186 79H189V82L191 83V78H190V76H188L187 74H185L184 73V71H185V69H184V71H182L183 70V67L180 69V68H178V67H180V65L179 66H177L178 64H175L174 62V64L176 65V66H174V64H172V62L171 63H169L168 64V62L169 61H173L174 59H176L177 61L176 62H179L180 61V59L178 60V58H180L182 55V50H183V47H176V49L174 48L175 46H176V44H177V42H176V44H174V46H173V42H171V43H169V41H168V39H166V44H170L169 46H171V44H172V48H174L175 50H176V52L177 51H179L180 50V52H182V53H176L175 51H174V54H173V51H171L172 52V54L174 55H172V54H170L171 52H169V50H174V49H171V47H168V45L166 46V47H168V54L166 55L165 54V52H164V54H163V51L161 50V52H162V54H161V52H160V50H159V52L158 51H155L156 53L154 54V52H153V54L151 55L150 54V52L149 51H147V52H145V53H143L142 52V49H140L139 47H141V46H143V45H141L140 44V42H136V43H138L137 45H135V43L133 42V41H131V39H129V38H127V39H129V42L131 41L132 42V45H133V43H134V45L136 46V48H133V47H135V46H133L132 47V45L130 44V43H128V41H126L128 44H129V46H128V44L126 43V47L125 46H123L122 44H124V40ZM141 39V38H140ZM154 39V38H153ZM153 39H151V40H153ZM157 39V41L158 42H160L159 40ZM211 39V38H210ZM16 40H17V38H16ZM45 40V39H44ZM68 40H70L71 41V43H70V41H68ZM99 40V39H98ZM176 40V41H175ZM200 39H198V41H199ZM203 40V39H202ZM211 40V41H212ZM47 41V40H46ZM45 41V42H46ZM49 41V40H48ZM52 41H51V39H50V41H49V43H52ZM58 41H60V40H58ZM57 41V42H58ZM73 41V42H72ZM137 41H139V40H137ZM143 41H146V40H143ZM156 41V40H155ZM156 41V42H157ZM168 41V42H167ZM197 41V42H198ZM201 41V40H200ZM208 41V39H206V41H204V42H207ZM31 42V41H30ZM33 42V41H32ZM31 42V43H32ZM35 42H33V43H35ZM92 42H93V40H92ZM123 42V43H122ZM141 42H142V40H141ZM149 42H150V40H149ZM154 43L153 42V44L154 45H152V47H155V48H158L159 49V47L160 46H162V45H160V43ZM209 42V44L211 43L210 41H208ZM0 43V44H1ZM43 44H45L44 43V41L42 42ZM47 44H49L48 42H46ZM55 43V42H54ZM53 43V44H54ZM59 43V42H58ZM62 43V44H63ZM79 43V42H78ZM77 42L76 43H74L75 44V46L74 47H71V52L73 51H75V47H76V45L78 44ZM107 43V42H106ZM145 43V45H146V43L148 44V42L146 41V42H144ZM194 43V42H193ZM23 44V45H22ZM39 44V42H37V43H35V44H33V45H35L34 47V50H35V52H33V53H36V55L38 54V52H39V47L38 48H36L37 46H39L38 45ZM41 44V43H40ZM43 44H41V46L43 45ZM45 45L44 46V48L46 47L47 48V46L48 45ZM51 45L52 46V48H54L56 45H58V44H56V45ZM60 45L59 46H61L60 47V49L62 48L63 49V47H62V45H61V42L59 43ZM94 44H95V42H94ZM93 44V45H94ZM101 44L103 45V43L101 42ZM109 44V43H108ZM150 44V43H149ZM148 44V45H149ZM155 44H159V45H155ZM165 44V43H164ZM179 44H178V46H179ZM195 44V43H194ZM199 44V43H198ZM208 44V43H207ZM206 44V45H207ZM209 44L207 45L208 47H209V50L210 49H213L215 46L214 45H212V46H214L213 48H212V46H209ZM27 45V44H26ZM97 45H100V43H99V41H98V43H97ZM106 45V44H105ZM130 45H131V47H130ZM140 45V46H139ZM144 45V46H145ZM193 45V44H192ZM204 45V44H203ZM206 45H205V47H206ZM28 46H31L30 45V43L28 44ZM49 46H50V44H49ZM54 46V47H53ZM64 46V45H63ZM101 46V45H100ZM111 46H112V41H111ZM139 46V47H138ZM149 46H151V44L149 45ZM158 46V47H157ZM58 47V46H57ZM78 47V46H77ZM99 47V46H98ZM103 47H104V45H103ZM108 47V46H107ZM109 47H110V45H109ZM163 47H165V45H163ZM163 47H161V49H163ZM200 47V45L198 46L197 45V48L195 47V49H197L198 50V48ZM204 47V48H205ZM208 47H206V48H208ZM43 48V47H42ZM72 48H74V50L72 49ZM105 48V47H104ZM140 50H139V49ZM142 48V47H141ZM177 48H178V50H177ZM181 48H182V50H181ZM201 48V47H200ZM200 48H199V51H200ZM39 49V50H38ZM49 49V50H48ZM55 49H56V47H55ZM54 49V50H55ZM58 49V48H57ZM56 49V52H60L61 50L60 49H58L57 50ZM95 49V48H94ZM106 49V48H105ZM165 49V48H164ZM191 49V48H190ZM190 49L188 50L189 52H194V51H192V49H191V51H190ZM31 50H33V49H31ZM42 51H43V49H41ZM47 50L48 51H50V53L49 54H51V47L50 48H47ZM77 50V49H76ZM97 49H95V51H96ZM143 50H145V49H143ZM167 50V49H166ZM206 50L208 51V49H205V50H203V48H202V50L198 53V54H201L202 55V51H205V53H206V55H207V53L209 52H206ZM42 51H40L39 52V54H41V56L42 57H40L41 58V60H40V58H37L38 56H40V55H37L36 56V59H34L35 58V56L34 55H31V54H29L30 56V58L28 59L29 60V64L31 63L30 62V59H31V57H33V59L34 60H36V61H38V60H40V61H42L43 60V63H45V61L48 59V61H51L52 60V62H53V59H52V55L54 54H52L51 56L50 55H48V51H46V49L44 50L46 53H44V54H46L47 56L46 57H51V59L50 58H46L45 57V55L42 53ZM95 51H94V53H95ZM141 51V52H140ZM183 51H185V49L183 50ZM22 52V53H21ZM31 52V53H32ZM52 52H55V51H53L52 50ZM58 52V54H60ZM63 52V51H62ZM61 52V54L60 55H58V54H56V55H58L59 57L63 54V56L65 55L66 56V54H64V52H66V51H64L63 53ZM103 52H104V50H103ZM149 52V54L147 55V53ZM158 52V53H157ZM167 52V51H166ZM196 52H198V51H196ZM210 52H212V51H210ZM32 53V54H33ZM108 53V52H107ZM176 53V54H175ZM195 53V52H194ZM204 53V54H205ZM55 54H54V56H55ZM69 54V53H68ZM67 54V55H68ZM102 54V53H101ZM108 54H110V53H108ZM160 54V55H159ZM183 54H185V52L183 53ZM193 54V53H192ZM196 54V53H195ZM43 55H44V57H43ZM97 55V54H96ZM121 55V57H119V56ZM149 55H151V56H149ZM153 55H156V57L155 56H153ZM157 55H158V57H161L160 58V63H158V61H159V58H157ZM163 55L164 56H169L170 55V57L172 58V56H173V58L172 59H168V57H163ZM172 55V56H171ZM176 55H178V56H176ZM179 55H180V57H179ZM204 56V55H202V56H204V57H207V56ZM208 55H209V53H208ZM62 56V58H64ZM70 56V55H69ZM68 56V58H70ZM93 56V55H92ZM101 57H102V55H100ZM99 56V57H100ZM109 56V55H108ZM192 56V55H191ZM55 57H57V56H55ZM95 57V56H94ZM93 57V59L95 60H97V58H94ZM101 57H100V59H101ZM105 57V56H104ZM148 57V58H147ZM150 57H153L152 59H154V61L153 60H151V58ZM177 57V58H176ZM182 57H186V56H182ZM194 57H196V59H199V58H201L200 57V55H199V58H198V56H197V54H196V56L194 55ZM43 58H45V59H43ZM108 58V57H107ZM107 58H105L106 60H107ZM127 58V59H126ZM150 58V59H149ZM155 58H157L158 59V61L157 62H155L156 61V59ZM166 59V61H165V59ZM187 58V57H186ZM203 58V57H202ZM208 58V57H207ZM59 59V58H58ZM67 59V58H66ZM72 59V58H71ZM161 59H162V61L163 62H161ZM182 59V58H181ZM64 60V59H63ZM68 60V59H67ZM91 61L90 63L92 64V66L91 67H93L94 66V68H95V65L98 63L97 61V63H95V64H93V62H95V61ZM113 60V59H112ZM167 60H169L168 62H167ZM184 60L186 61L187 59H184L183 58V62H184ZM202 60H205V59H202ZM31 61H33L32 59H31ZM48 61H46L47 63H48V65H50V62H48ZM55 62L57 61L56 59L54 60ZM87 61H89L88 60V58H87ZM86 61V62H87ZM102 61V60H101ZM100 61V62H101ZM108 61V60H107ZM198 61H200V59L198 60ZM39 62V61H38ZM38 62H35V63H38ZM58 62V61H57ZM56 62V63H57ZM110 62V61H109ZM108 62V63H109ZM167 62V63H166ZM187 62V61H186ZM185 62V63H186ZM203 62V61H202ZM25 63H27V64H25ZM32 63H34V62H32ZM30 64V66H33V64ZM35 63H34V66H36L35 65ZM41 63V62H40ZM39 63V64H40ZM47 63H45V67L46 66H48L47 65ZM111 63V62H110ZM129 63V62H128ZM179 63H181V62H179ZM196 64H197V62H195ZM204 63H205V61H204ZM91 64H89V66L91 65ZM102 64V63H101ZM100 64V65H101ZM193 64V63H192ZM23 66H26L27 68H25V67H23V69H22V67ZM54 65V64H53ZM56 65V64H55ZM97 65H99V64H97ZM125 65V66H124ZM127 65V66H128ZM200 65H201V63H200ZM20 66V67H19ZM51 66H52V64H51ZM58 66V65H57ZM102 66V68L101 69H103V66H104V64L103 65H101ZM101 66H99L98 67V70H101L100 69V67ZM109 66V65H108ZM111 66V65H110ZM114 66V67H113ZM122 66H123V68H122ZM135 66V65H134ZM196 66V65H195ZM202 66H203V64H202ZM37 67V66H36ZM39 67V69H42V67L41 66H38ZM41 67V68H40ZM91 67H89V69L91 68ZM199 67V66H198ZM33 68V67H32ZM48 67H46V69H47ZM52 67H49V69H51ZM132 68V69H131ZM187 68V67H186ZM26 69V70H25ZM34 69V68H33ZM36 69V68H35ZM34 69V70H35ZM46 69H43V71H42V75H43V72H44V70H46ZM49 69H47L46 70V72H49L50 73V70ZM88 68H87V70H89ZM95 69H97V68H95ZM188 69V68H187ZM32 70V69H31ZM31 70L29 71V72H31ZM34 70H32V72H35ZM37 70V69H36ZM55 71L57 70V68H55L54 69ZM53 69H52V72L54 71ZM91 70V69H90ZM104 70V69H103ZM102 70V71H103ZM145 76V78H144V76H142V74L139 72V71ZM190 70V69H189ZM198 70V69H197ZM55 71H54V73H55ZM80 71V70H79ZM126 71V70H125ZM122 71L123 72V74L125 75V73L126 72H128L129 73V75H128V73H127V75H128V77H129V79L130 80H133V79H135V75L131 78L130 77V74H134L133 73V71H132V73H130V71L128 70V71ZM136 71H138V73H136ZM191 71V70H190ZM194 71H196V70H194L193 69V71H192V73L191 72H189V73H191V74H193L194 73ZM46 72H44L45 74H46ZM105 72H107V68H106V71L104 70L102 73H104L106 76H108V77H110L111 75H108V72L107 73H105ZM109 72V73H110ZM122 72H120V74H121V76H123V77H125L124 75H122ZM205 72V71H204ZM41 73V72H40ZM40 73H39V71L38 72H35V74L33 75L34 76V79H36L35 77L36 76H39L40 75ZM53 73V74H54ZM57 73V72H56ZM118 74H119V72H117ZM116 73V76H114L115 77V79H116V77H117V74ZM188 73V72H187ZM188 73V74H189ZM195 73H197V71L195 72ZM194 73V74H195ZM12 74L14 75V76H17L18 77V79L16 80V81H12L11 80V77H12ZM17 74V75H16ZM44 74V75H45ZM84 74V73H83ZM86 74V73H85ZM89 74H91V76H92V73H90L89 72ZM96 74V73H95ZM103 74V75H104ZM120 74H119V76H120ZM193 74V79H195V77H197L198 75H200V73H198V75L197 76H195ZM264 74V73H263ZM32 75V74H31ZM50 74H47V76H49ZM57 75V74H56ZM81 75V74H80ZM97 75V74H96ZM95 75V76H96ZM113 75L111 76L112 78H111V80L113 79V81H110V80H108V79H110V78H108V77H106V76H104V77H102V78H106V79H104V81H106V80H108V81H110L111 82V84H114L115 82H118V81H120V83L118 82V83H116V84H118V85H121V81L123 80V79H126V85H127V83H128V81H130V80H128V77H125V78H123L122 80H118V79H116V80H114V78H113ZM136 75V78L137 77H139V76H137ZM28 76H30V75H28ZM33 76H32V78H33ZM62 76V77H61ZM84 76H88V75H84ZM90 76V75H89ZM88 76V77H89ZM94 76V77H95ZM118 76V77H119ZM120 76V77H121ZM42 77H44V76H41V78ZM46 77V76H45ZM44 77V78H45ZM52 77V76H51ZM51 77H46V79H49V81L51 80L50 78ZM53 77H55V75L53 76ZM60 79L62 80V78L64 77L63 75H62V73H61V75H60ZM117 77V78H118ZM56 79L58 78V75L55 77ZM97 78L98 79H100L98 76H97ZM97 78H95L96 80L94 81L95 83L97 82ZM155 78V77H154ZM27 79H29V77L27 78ZM34 79H33V82H36V81H34ZM52 79H54V78H52ZM119 79H121V78H119ZM142 79H138L139 81H141ZM156 79V78H155ZM201 79V78H200ZM263 79H264V77H263ZM262 79V80H263ZM64 78H63V84H64ZM90 80V79H89ZM103 80V79H102ZM102 80H100V81H102ZM128 80V81H127ZM136 80V79H135ZM135 80H133V82L135 81ZM198 80H199V77H198ZM262 80H260V82L262 83ZM27 81H29V80H27ZM57 81H60V80H58L57 79ZM66 81V80H65ZM91 81V80H90ZM100 81H98V82H100ZM104 81H102L103 83H104ZM124 81V80H123ZM137 81V80H136ZM138 81V82H139ZM143 81V80H142ZM154 81V80H153ZM156 81V80H155ZM32 81L30 80V83H31ZM52 82V81H51ZM51 82H46L47 83V86L49 85H51ZM97 82V83H98ZM101 82V83H102ZM114 82V83H113ZM125 82H124V85L123 86H125ZM131 82V81H130ZM129 82V83H130ZM132 82V83H133ZM195 82V83H194ZM197 80L195 81V80H193V83L194 84H196L197 85ZM199 82V81H198ZM256 82V81H255ZM27 83V82H26ZM58 83H60V82H58ZM67 83V82H66ZM89 83H91V82H89ZM93 83V82H92ZM92 83H91V85H92ZM128 83V84H129ZM130 83L132 86H129V89H128V85H127V88L126 87H122L121 86V88L123 89V88H126V89H128V91L127 90H125V91H127L126 93H124V94H121L120 95V93L118 94V90L119 89H117V94L118 95H120V96H118L115 92V94H116V96L115 95H111V96H115L116 98L117 97H119V98H117L118 99V101L115 99V98H113V100L114 101H116L114 104H112V105H110L107 101H106V99H107V97H110V95H108V93H110V94H112L111 93V91H115V90H112V89H115V88H113L112 87V89L110 90V92H108V93H106L107 94V96H105L104 98H106L105 100H103V98H99L98 97V99L100 100V102L98 101V103L97 104H94V103H96L97 101L95 100V99H97V96H100L102 93H100V90H99V88H98V90H99V92H97V93H95L96 94V98L95 97H93V96H95V94H92V93H90L91 95H92V97L94 98V100H95V102H93V105H94V108H95V106H97L98 105V108L96 107L95 109H94V111H96V113L94 114H92V111L93 110H91V108H90V112H88L87 113V115L85 116L86 118L87 117H89L88 116V114L90 113V118H88V120L89 121H91V117H93L92 115H95L94 117H93V119H95V121H98L99 120V122H98V124H100V122H101V129H100V132L99 133H96L95 132V130L97 131V129H95L94 130V132L92 131V129L93 128H95L94 126L97 124V122H96V124H95V122H94V126H93V124L91 123H89V122H87V124L86 125H92L93 126V128L92 127H90V126H88L87 128H89V129H87V128H84V129H80L79 127H80V125H78L77 126V128H76V131H77V129H80L81 131H79L78 133H76V135H77V138H76V136H75V138L77 139L76 141H75V138H74V140H73V135H71L72 134V132L70 131V135H71V137H69V138H72L71 140H73V142L74 143H76L78 140H80V141H85V142H83V143H85V146L82 144V142H81V144L82 145H78V143H79V141H78V143H76L77 144V146H73L74 145V143L73 142H70V143H73V145L71 144L70 145V143L69 142H67V143H65V144H67L68 145V143H69V147L68 146H65L64 145V142H66V141H64L63 142V144H62V146L66 149V150H64L63 148H61V150H62V152H61V150H60V152L61 153H57L58 155L57 156H55L56 154H55V152H56V150L59 148V147H54L53 145V148H54V150H55V152H54V150H47V148L46 149H44L45 147H43V145L41 146L40 145V142H39V145H37V143L36 144H34V147H35V145H36V147L35 148H37L36 149V151H38V149H39V146L40 147H43V149L42 150H45V152L47 153V151H50V154L53 156V157H55V158H53V157H50L51 155H49V152L47 153V154H45V156H47L46 158H44V159H46L47 161H46V163L45 162H43L44 160H42V163H44V165L43 166H41L42 165V163L40 162L39 163V161L37 162V163H39V166L38 167H33V165H31V162H30V165H31V168L33 167L34 169H33V171L32 170H30L31 168H29L28 169V171L29 172H32V175L29 173V175L31 176V178H30V176L28 175V177H27V179L26 178H24L23 177V179L25 180V181H21L22 180V178H21V180H19V179H17V182L18 181H20L19 183H15V181H14V185L16 184V189H17V187L19 186V191L20 192H18L16 189H15V191H17V192H14V189H13V192H10V189H11V191H12V188H9V191H7V192H2L1 191V189H0V264H7V263H9V262H11V261H13L14 260V262L13 263H15V264H63L62 262H65L66 260H68L67 262L69 263V261L71 260V261H73V262H71V264L72 263H74V262H78L79 263V261H86L88 264H89V262L88 261H91V262H93L94 264H97V263H102L103 264V262H101V261H103V260H105V259H102V256L100 255V257H99V254H97V253H99L100 252V254L102 253L101 251H104V246L102 247V245H101V243L102 244H107V241H105L104 242V240H111V238L113 237V234H115L114 236L116 237H119V238H115L116 240H114L113 242H115V241H117V242H115L114 244H113V242H111L110 240L108 241V244H109V242H110V246L112 245V246H114L113 248L116 250V248H118L119 246H117L116 245V243H120V244H123V243H121L120 241H121V239H124V240H127V239H125L123 236H125V233L127 234V230H128V228H129V225H131L128 221L130 220V218H131V220H130V222L132 221V223H135L136 222V219H133L134 217H136V216H133L132 217V215H131V213H132V211L133 212H135V211H137V212H139V213H137V214H140V211H138V209H140V207L139 206H143V205H145V204H148V202L147 201H150V203H151V201L152 200H150V198L152 199L153 197H151L152 196V190L155 188L156 189V186L157 185H160V182L158 183V184H156L157 182H156V176L157 175H161V172H162V167H163V165L164 164H166V161L167 160H169V159H167V157L169 158L170 156H172V154H169V153H167V152H170V147L172 146V143H173V141L171 142V140H172V136H173V133H175V132H173V130H174V128H175V126L177 125V124H179V122H177V124L176 123H174L175 124V126L174 125H172L173 124V122H172V124H170V121L171 120H169V119H171V117H170V115L174 112V111H177L179 108H177V107H180V109H181V112H183L184 111V109H185V107H186V101H184L185 102V105H184V103H182L183 102V100H184V98H186V97H182V99L183 100H180V101H178V103H180V105L181 106H179V104L178 105H176V103H175V105L176 106H174L177 110H174V108L172 107V106H170V108L172 109L173 108V110L174 111H170L169 110V112H171V113H169V112H167V113H169L170 115H167V113L164 115V116H168V117H170V118H163V116H161L163 119H166L165 121H167V122H169V124L171 125V126H174V128L173 127H170V129H166V131H165V129H164V131H161V130H163V129H160V131H158L157 129H154V132L153 131H151L154 127H152L154 124L156 125V127H157V123L159 122V120H161L162 121V119H159V117L160 116H158V114L160 115V113H163V112H161V106L162 105H164L166 102H167V99H170V100H172L173 101V97H171V98H167V94L168 95H170L171 94V92H172V89L171 88H167L168 90H170L168 93H166V95H165V93H163L164 92V89L162 90V89H160L159 87H161V86H157V88H159L160 90V92H158V91H155L154 92V94H156L157 92L159 93V95L161 94V93H163L162 95H164V96H166V97H164V96H161V97H163V99L165 98V102L163 103V104H161V105H158V104H160V100H155V99H157V98H159V97H157L156 98V96L158 95H156V96H152V97H154L153 99L155 100V101H158V104H156L155 102H153L154 100L152 99H150V97H148L149 96V93H150V91H151V93L153 92V90L152 89H156V88H153L152 86L154 85V84H156L157 83V81L156 82H153L151 85V87H149V88H146L145 86H147L148 85V83L150 84V82L148 81V83L147 82H145V83H141V84H143V86H144V84H145V89L147 90V89H151V90H147L148 91V93L147 92H145V91H143L144 90V88H143V90H142V88H141V86H139L138 85V83ZM140 83V82H139ZM184 83V84H183ZM28 84V83H27ZM55 84H56V82H55ZM54 84V85H55ZM67 84H69V83H67ZM94 84V83H93ZM109 84V83H108ZM110 84V85H111ZM129 84V85H130ZM137 84V85H136ZM182 84V85H181ZM254 84V83H253ZM263 84V83H262ZM261 84V85H262ZM31 84H28V86H30ZM36 85V84H35ZM45 85V84H44ZM57 85V84H56ZM62 84L60 83V85L58 84L57 86L59 87L60 86V88L61 89H65V87L67 86V85H62L64 88H62V86H61ZM88 85V84H87ZM90 85V84H89ZM97 85V87H98V84H96ZM95 84L94 85H92L93 87L94 86H96ZM118 85H115V86H117L118 87ZM167 85H169V86H167ZM176 85V86H175ZM191 85V84H190ZM37 86V85H36ZM48 86V87H49ZM53 86V85H52ZM56 86V90L58 89V87ZM70 86V85H69ZM68 86V87H69ZM99 86H100V84H99ZM113 86V85H112ZM172 86H170V87H172ZM193 86H195V85H193ZM192 86V87H193ZM33 87H35V86H33ZM45 87V86H44ZM43 87V88H44ZM47 87V88H48ZM55 87V86H54ZM68 87H67V89H68ZM87 87V86H86ZM97 87H94L93 88V90L91 89H89L88 90V88L86 89V90H88L89 92H93V91H95L96 89H97ZM102 87V86H101ZM134 87H140L141 89H136V88H134ZM163 87H165V85L163 86ZM162 87V88H163ZM179 87V86H178ZM187 87H189L188 86V83H187ZM262 87V86H261ZM32 88V87H31ZM31 88H29V89H31ZM36 88V87H35ZM38 88H39V86H38ZM50 88H52V87H50ZM59 88V89H60ZM90 88H92V87H90ZM103 88V87H102ZM101 88V89H102ZM105 88H106V86H104V90H105ZM107 88H109L110 89V87H108V85H107ZM106 88V89H107ZM165 88V89H166ZM173 88V89H174ZM198 88V87H197ZM27 89H28V87H27ZM28 89V90H29ZM32 89H34V88H32ZM179 89V88H178ZM192 89H194V88H192ZM191 89V90H192ZM41 90V89H40ZM45 90H47V89H45ZM49 90H51V89H49ZM53 90V89H52ZM55 90V89H54ZM53 90V91H54ZM104 90H103V92H104ZM163 92H162V91ZM176 90V89H175ZM191 90L190 89H188V91L187 92H189L190 91V93H191ZM196 90V89H195ZM192 91V93L193 92H196V91ZM31 91H34V90H31ZM31 91H29V92H31ZM39 91V90H38ZM52 91V92H53ZM64 90H62V92H63ZM66 91V90H65ZM120 91V90H119ZM141 91H143L144 93H142ZM174 91V90H173ZM183 91V90H182ZM28 92V91H27ZM42 92V91H41ZM54 92H57V91H54ZM105 92H106V90H105ZM165 92H167L166 90H165ZM175 92V91H174ZM177 92V91H176ZM175 92V93H176ZM181 92V91H180ZM64 93V92H63ZM86 93V92H85ZM84 93V94H85ZM98 93H100V94H98ZM145 93H147V97H146V94ZM182 93V92H181ZM190 93H189V95H190ZM36 94V93H35ZM38 94V93H37ZM62 94V93H61ZM87 94V93H86ZM85 94V95H86ZM90 94H88V96L90 97ZM153 94V93H152ZM151 94V95H152ZM177 94V93H176ZM180 94V93H179ZM184 94V93H183ZM43 95V94H42ZM55 95H57V93L55 94ZM65 95V94H64ZM104 95H105V93H104ZM103 95V96H104ZM150 95V96H151ZM192 95V94H191ZM45 96H48V94L46 95L45 94ZM87 96V97H88ZM102 95L100 96V97H103ZM172 96H174L173 94H172ZM176 97H177V95H175ZM179 96H181V95H179ZM178 96V97H179ZM57 97H61L60 99H62V96H59V94H58V96ZM161 97H160V99H161ZM168 97H170V96H168ZM63 99H65V97L63 98ZM97 99V100H98ZM150 99V100H149ZM179 99H181L180 97H179ZM179 99H177V100H179ZM45 100V101H44ZM58 100V99H57ZM57 100H56V102H54L53 104L50 102V101H52L51 99H50V101H49V104L51 103V105H53V106H57V105H59V103H61V102H57ZM66 100V99H65ZM108 100V99H107ZM111 97L109 98V102H111ZM176 100V99H175ZM176 100V101H177ZM59 101H61V100H59ZM64 101V100H63ZM91 101H93V99L91 100ZM161 101H162V99H161ZM164 101V100H163ZM188 101H189V99H188ZM262 101V100H261ZM24 102V101H23ZM46 102H48V101H46ZM67 102V101H66ZM169 102L170 101H168V104H169ZM264 102V101H263ZM25 103V102H24ZM92 103V102H91ZM117 103H118V108H117ZM162 103V102H161ZM255 103V102H254ZM28 104V105H29ZM32 104V105H31ZM64 104H65V101H64ZM67 104V103H66ZM166 105L165 107V109L166 110H164V108H163V111L165 112V111H167L168 110V108H167V106H169V105ZM253 104V103H252ZM23 104H21V106H22ZM39 105H40V107H39ZM61 105H63V103L62 104H60L59 106L61 107ZM92 105V104H91ZM183 105H184V108H183ZM264 105V104H263ZM19 106V107H18ZM27 106V105H26ZM26 106L24 105V108L23 107H20L21 109L20 110H23L24 109V112L25 113H31V111L33 110V108H32V110H30L29 111V108H26ZM42 106V107H41ZM255 106V105H254ZM12 107H17V108H15V109H12ZM64 106H62V108H63ZM123 107V108H122ZM183 108V110H182V108ZM257 107V106H256ZM264 107V106H263ZM12 109V110H10V111H12V113L8 110V109ZM23 108V109H22ZM40 108H42V109H40ZM53 107L51 106V108H49L50 110L52 109ZM56 108V107H55ZM65 108V107H64ZM64 108H63V110H64ZM122 108V109H121ZM124 108H125V110H126V112H127V110H129L127 113L126 112H123V111H125L124 110ZM258 108V107H257ZM25 109L27 110V111H25ZM56 109H59V108H56ZM61 109V108H60ZM83 109H86V108H83ZM97 109V110H96ZM8 110V111H7ZM16 112H18V113H15V115L16 114H19L18 115V117H20V118H17V116H16V118L15 117H13V116H11L12 114H14V112L15 111ZM46 110H48V109H46ZM121 110H123L122 112H121ZM258 110V109H257ZM5 111H7L8 113H10V115H8V113L7 112H5ZM57 111H60V110H57ZM66 111V110H65ZM64 111V112H65ZM83 111V110H82ZM86 111V110H85ZM87 111H89V110H87ZM185 111H187V110H185ZM255 111V110H254ZM254 111H253V113H254ZM21 112V113H20ZM38 112V111H37ZM45 112V111H44ZM52 112L54 113V110H52ZM63 112V111H62ZM63 112V113H64ZM261 112H263V111H260V113ZM6 113V114H5ZM24 113V118L25 119H27L26 117H28V119L30 118V116L28 115L27 116V114H25ZM43 113V112H42ZM49 113H50V111H49ZM49 113H47V114H49ZM57 113H59V112H57ZM57 113H55L56 114V118H54L55 117V114H53V118H54V120L55 119H57V121H58V117H57V115L59 116V114H57ZM84 113V112H83ZM125 113V114H124ZM177 113V112H176ZM252 113V114H253ZM264 113V112H263ZM5 114V115H4ZM33 114L35 115V116H41V114H40V112H39V114L37 113V115H36V112L34 113V111H33V113H32V117H31V120H32V118H33ZM65 114V113H64ZM63 114V115H64ZM164 114V113H163ZM175 114V113H174ZM174 114H172V115H174ZM177 114H179V116L182 114H185V113H179V110H178V113ZM4 115V116H3ZM14 115V116H15ZM51 115V114H50ZM49 115V116H50ZM62 115V114H61ZM61 115L59 116L60 118L59 119H66L67 120V117H69V116H67L66 117V115L63 117V118H61ZM162 115V114H161ZM260 115H263V114H260ZM21 116L23 117V115L21 114ZM26 116V117H25ZM35 116H34V119H35ZM48 116V117H49ZM156 116H158L157 118L159 119H157L156 118ZM177 116V115H176ZM175 116V117H176ZM179 116H177L176 118H178ZM252 116V115H251ZM264 116V115H263ZM4 117V118H3ZM44 117V116H43ZM52 117V116H51ZM66 117V118H65ZM80 117V116H79ZM79 117H78V119H79ZM254 117H255V115H254ZM258 117V116H257ZM12 118V119H11ZM13 118H15V119H20L19 121H16L15 119H13ZM39 118H41V117H39ZM38 118V120H40ZM46 118V117H45ZM50 118V117H49ZM49 118H48V120H49ZM70 118V117H69ZM72 118V117H71ZM76 118V117H75ZM81 118H84V117H82L81 116ZM85 118V120L86 121H88L87 119ZM173 118H174V116H173ZM23 119V118H22ZM25 119H23L24 121H25ZM27 119V120H28ZM33 119V120H34ZM62 120V121H64L63 122V124L64 123H68L67 121H65V120ZM156 119H157V121H156ZM184 119V118H183ZM23 120H22V124L23 125H26V123H28V122H30L31 120H29L28 122L26 121V122H23ZM32 120V121H33ZM38 120L37 119H35L34 121H37L38 122ZM46 120V119H45ZM70 120V119H69ZM68 120V121H69ZM74 120V122H75V119H73ZM72 120V121H73ZM84 119L83 120H79L80 121V124L81 123H83V122H81V121H85ZM180 120V119H179ZM178 120V121H179ZM0 121H4V123H6L7 122V120H6V122H5V120H0ZM33 121V122H34ZM53 121V120H52ZM51 121V122H52ZM56 121V120H55ZM60 121V120H59ZM78 121V120H77ZM79 121H78V123H79ZM157 123H156V122ZM160 121V122H161ZM164 121V120H163ZM163 121L161 122V123H163ZM183 121V120H182ZM7 122V123H8ZM32 122V123H33ZM36 122V123H37ZM46 122L48 123V121L46 120ZM45 121H44V126H45V123H46ZM71 122V121H70ZM69 122V123H70ZM144 122H147L146 124H149L148 126H150L151 124H153V125H151L150 127L151 128H149V130H150V133L148 132L149 130L147 129L146 131H145V127H147L145 124H143ZM6 123V124H7ZM55 123H57L58 124V122H55ZM55 123L53 122V124L55 125ZM68 123V124H69ZM86 122H84V124H85ZM89 123V124H88ZM103 123V124H102ZM166 123V122H165ZM164 123V124H165ZM5 124V125H6ZM20 124V123H19ZM33 124H35V122L33 123ZM39 124H40V127H43L44 128V126H43V124H41L40 122H39ZM39 124L37 123L36 125L39 127ZM75 124V123H74ZM84 124H82V125H84ZM97 124V125H98ZM164 124L163 125H160V123H159V126L158 127H160V126H162V127H164L165 128V126H164ZM182 124V123H181ZM181 124H179V127L181 126ZM183 124H185V122L183 123ZM2 125V127H1V129L3 128V124L1 123L0 124V126ZM22 125V126H23ZM28 125V124H27ZM29 125H32L31 123H29ZM76 125H77V122H76ZM81 125V126H82ZM86 125H84L83 127H85ZM96 125V126H97ZM35 126V125H34ZM34 126H32V127H34ZM56 126H58V125H56ZM75 126V125H74ZM166 126H167V124H166ZM169 126V125H168ZM167 126V127H168ZM25 127V126H24ZM32 127H30L31 129H32ZM49 127V126H48ZM72 127H73V125H72ZM82 127V128H83ZM182 127V126H181ZM23 128V127H22ZM30 128L28 127V128H24L23 130H27V131H25L26 133L27 132H29V131H31L30 130ZM28 129H29V131H28ZM33 129H37V128H33ZM46 129V128H45ZM44 129V130H45ZM49 129V128H48ZM47 129V130H48ZM75 129V128H74ZM176 129V128H175ZM178 129V128H177ZM181 129H183V128H181ZM16 130V129H15ZM20 130H22V129H20ZM43 130V129H42ZM69 129H67V131H68ZM71 130H72V128H71ZM90 130L93 132H90ZM156 130V131H155ZM34 131L35 130H33V136H34ZM41 131V130H40ZM73 131V133H74V131L75 130H72ZM75 131V132H76ZM91 133H89V132ZM175 131V130H174ZM84 132H86V133H89V135H90V138H88L89 137V135L88 134H86V133H84ZM154 134H153V133ZM176 132H178V131H176ZM37 135L39 134V137H40V135L42 134H44V132H42L41 131V133H38L37 132V130H36V132H35ZM47 133H49V131L48 132H46L45 134H44V136L47 134ZM0 134H1V131H0ZM2 135H4L3 133H2ZM27 135H29V133L27 134ZM32 135V134H31ZM41 135V136H42ZM88 135V136H87ZM177 135H179V134H177ZM32 136V137H33ZM68 136V135H67ZM65 137V138H68V137ZM86 136H87V138H86ZM175 136H173V138H174ZM178 137V136H177ZM179 137H180V135H179ZM259 137V136H258ZM68 138V139H69ZM259 138H261V136L259 137ZM3 139V138H2ZM35 139V138H34ZM32 140V141H34V143H35V141L36 140ZM64 139V138H63ZM263 139H264V137H263ZM86 140H90L91 141V143H90V141H89V143H90V145L91 146H89L88 148H92V145L94 144V146L96 147L95 148V152H97V149L99 150L100 149V145H102L103 144V146H101V152H102V148H104V146L106 147V149L105 150H107V149H109L112 153L115 151V153H117V154H120V146L122 147V148H125V147H123V146H126V148L125 149H123L124 151H123V153L121 154V155H123L124 153V155H125V157H124V155H123V160H121V157H119L120 158V160H121V162H122V164H121V162L120 161H115L114 159H116V158H114V159H112V160H114V161H112V164L110 163H108V161L107 162H104V161H106V160H104L103 159V157H102V155H99V153H94V149H92L93 151V154L90 152L91 151V149H88L87 148V150H85L84 149V147H87L88 145H86V143H88V141H86ZM174 140V139H173ZM179 140V139H178ZM178 140H177V138H176V141L178 142ZM260 140V139H259ZM38 141V140H37ZM70 141V140H69ZM260 142V141H259ZM262 143H263V140L261 141ZM88 143V144H89ZM163 143H165V144H167V143H169L168 145H170V147L168 148L169 149V151H164L165 150V148L163 149L162 147H161V145ZM171 143V144H170ZM33 144V143H32ZM42 144V143H41ZM48 144V143H47ZM80 144V143H79ZM198 144V143H197ZM264 144V143H263ZM46 145V144H45ZM48 145H50V144H48ZM59 145H60V143H59ZM59 145H57V146H59ZM168 145H166V146H164V145H162L163 147H167ZM38 146V147H37ZM52 146H49V148L50 147H52ZM61 146V147H62ZM80 146H83V147H79ZM97 146H99V148H97ZM68 147V148H67ZM261 148H263L264 147V145L262 146V144H261V146H260ZM259 147V148H260ZM30 148V149H29ZM28 149L29 150H31V145H30V147H29ZM55 148H57V149H55ZM118 148H120L119 149V152H116L117 150H118ZM173 148V147H172ZM28 149H27V151H28ZM168 149H166V150H168ZM176 149V148H175ZM35 150V149H34ZM40 150V149H39ZM41 150V151H42ZM47 150V151H46ZM59 150V149H58ZM104 150V149H103ZM109 150H107V155L108 156H111L112 157V155L110 154L109 155V153H110V151ZM251 150L253 151L254 149H252L251 148ZM262 150V149H261ZM261 150L259 149V150H256V151H258V152H260L261 153ZM263 150H264V148H263ZM32 151H33V148H32ZM53 151V152H52ZM88 151H89V153L90 154H92L93 156H91V155H89L88 156ZM109 151V152H108ZM251 151V152H252ZM29 152V151H28ZM27 152V153H28ZM44 152V153H45ZM101 152H100V154H101ZM105 152V151H104ZM247 152H249V151H247ZM26 153V154H27ZM30 153V154H29ZM28 154H27V156L29 155H33V154H35V159H37L38 158V156L41 154V157H42V155H44V153H43V151L41 152V153H39V155H38V152H34L33 151V153L30 151ZM87 153V154H86ZM170 153H172V152H170ZM255 153V152H254ZM253 153V154H254ZM94 154H96V156L94 155ZM98 154V155H97ZM103 154H105V153H103ZM165 154H169V155H167V157L165 156ZM257 154V153H256ZM36 155H38V156H36ZM114 155V154H113ZM258 155V156H257ZM256 156L257 157H259L260 159L257 161L256 159H258L257 157H253V161H254V165H253V168H252V172H250L251 173V175L249 176V178H248V183H247V185L249 186V188H248V191L245 193L244 192V195H245V200H244V203H243V205L240 207V208H237L238 209V212H236L237 211V209L236 208H233V210L234 209H236V210H234V214H232V212L230 213V215L232 214L233 216L229 219V221H228V228L227 227H224V231H223V236H222V238H221V240L217 243L218 245H216L217 246V248H218V251H219V255H220V257H219V259H217L218 260V262H216V264H264V159L263 158H261V156L262 157H264V154H263V151H262V153L261 154H257ZM261 155V156H260ZM24 156H26V155H24ZM26 156V157H27ZM28 156V162H29V160L30 161H32V158L31 157H29ZM91 156V157H90ZM105 156H106V154H105ZM115 156H116V154H115ZM117 156H119V155H117ZM40 157V161H41V158ZM48 157H49V160H48ZM102 157V158H101ZM114 157V156H113ZM112 157V158H113ZM50 158H52V159H50ZM107 158V157H106ZM109 158V157H108ZM118 158V159H119ZM251 158H252V156H251ZM24 159V158H23ZM102 159L104 160V161H102ZM110 160H111V158H109ZM118 159H116V160H118ZM172 159V158H171ZM21 160V159H20ZM26 161H27V159H25ZM37 160H39V158L37 159ZM51 160V161H50ZM108 160V159H107ZM16 161V160H15ZM19 161V159H17V161L16 162H18ZM24 161V160H23ZM49 161V162H48ZM103 162V164L105 163H107V164H109V165H112L111 167H109L106 171H103L102 170V172H104V173H102V172H100V170H101V168H100V170H99V168H98V170H99V173H102V174H99V175H97V177L96 178H94L93 179V183L91 182V180H90V182H91V185H93L92 187H93V193L94 194H98L99 196H101L102 197V199L104 198V199H111V201L112 200H114V202L115 201H117V202H119V203H121V205L122 204H124V206L126 207L127 206V209L129 210V208L130 207H132V208H130V210L128 211L126 208V211H128V212H131L130 213V215L129 216H126V215H128L127 213H123V212H117V214L116 213H114L113 211H111V212H113L114 214H116V216H117V218H118V222L116 221H113V219L115 218L116 219V217H115V215L113 214V215H111V216H113V219L112 220H110V217L111 216H109V218H107L108 220H105L106 219V216L105 217H103L104 215H102V220H103V218H104V222H103V225H102V223H100L101 222V218H98V221H96L97 220V218H96V212H97V214H98V212L99 211H96V207H98V205L95 207L94 205H95V203L96 202H94L95 200H94V198L93 197H90L91 199L93 198V203H94V207L96 208H94L93 206H88L87 204L88 203H86V206L87 207H84L83 208V206L85 205H82V207L81 206H79L80 208H81V210H78L77 209V207L75 208V210H71V212H70V210H69V212H70V215L71 214H74V215H80V217L82 218V216H83V219H87V220H85V221H83L82 219H80V220H82V221H80L79 220V217L76 215V217H75V220H74V222L73 221H71V222H69L68 220L69 219H71L69 216L70 215H67V213H68V209L66 210V208H67V206H68V208L70 209V207L71 208H74L73 206L75 205L74 203H76V202H79V204H81L84 200H86V199H84V200H82V199H76V198H74L73 196H77V194L78 193H82V191L81 192H79V191H76V192H74L73 190V192L72 191H70V192H68L67 193V191L70 189L71 190V186H72V183H74L73 181H75L77 178L75 177V175L77 176V175H81L80 174V172L79 171H81V173H83V175L81 176L82 178L83 177H85L86 175H87V179H88V174L90 173V175H92V174H98V172H97V170H96V173H95V171H93L92 173L90 172V171H92L94 168H92V165H94L95 167H96V165H97V163H99V162ZM123 161H124V163H125V166H123L124 164H123ZM252 161V162H253ZM35 162V161H34ZM101 162V163H102ZM248 162V161H247ZM24 162H22V164H23ZM26 164H28L27 162H25ZM33 163V162H32ZM168 163V162H167ZM20 164H21V162H20ZM19 164V165H20ZM36 164V163H35ZM102 164V165H103ZM105 164L103 165V166H105ZM126 164L128 165V166H130L131 168H132V170H133V172L134 173H136V174H132L130 171H128V170H126V171H124L123 172V167H126ZM23 165H25V164H23ZM29 165V164H28ZM27 165V166H28ZM101 165V166H102ZM35 166H37V165H35ZM120 166H123L122 167V169H121V171L122 172H117V169H118V167H120ZM26 167V166H25ZM30 167V166H29ZM40 167V168H39ZM97 167H99V165L97 166ZM106 167V166H105ZM104 167V168H105ZM140 168V169H137V168ZM37 168L38 169H40V170H38L37 171ZM74 168H76V169H78V172L76 171V170H74L75 172L73 173L72 171H73V169ZM127 168V167H126ZM20 169V168H19ZM35 169H36V171H35ZM89 169V172L87 171ZM92 169V170H91ZM96 169V168H95ZM130 169V168H129ZM136 169V170H135ZM246 169V168H245ZM25 170V169H24ZM21 171H23V169H21ZM35 171V172H34ZM84 171H86L85 173H84ZM119 171V170H118ZM159 171H161L160 173H159ZM76 172L77 173H79V174H76ZM87 172H88V174H87ZM130 172V173H129ZM138 172V173H137ZM159 173V174H158ZM75 174V175H74ZM84 174H85V176H84ZM159 175V176H160ZM72 176L73 177H75L76 179H72L71 180V178H72ZM93 176V175H92ZM19 177V176H18ZM22 177V176H21ZM81 177H80V179H81ZM91 177V176H90ZM93 177H95V176H93ZM92 177V178H93ZM158 177V176H157ZM159 178H161V177H159ZM85 180L86 182L87 181H89V180ZM27 180V181H26ZM72 181V183H70ZM77 181H79V179L77 180ZM81 181V180H80ZM85 181L83 182V183H85ZM157 181H159L158 179H157ZM70 184H71V186H70ZM85 184H87L88 185V183H85ZM13 185V186H14ZM68 185H69V188H68ZM84 185V184H83ZM90 185V184H89ZM89 185H88V187H89ZM90 185V186H91ZM156 185V186H155ZM246 185V186H247ZM2 186V185H1ZM245 186V187H246ZM2 189H6V188H3V187H1ZM68 188V189H67ZM83 188H85L84 186H83ZM66 189H67V191H66ZM81 189V188H80ZM88 189V188H87ZM91 189V188H90ZM95 189V190H94ZM157 190V189H156ZM91 191V190H90ZM96 193H95V192ZM246 191V190H245ZM65 192L68 194V195H70V194H73V196L71 195V196H69L68 198H67V195H65L64 197L65 198H67V200L69 201V200H71V201H73L72 203H73V205H70V204H72L71 203V201H69L70 202V204H69V202L68 201H66V203H68L67 205H65L64 204V202L65 201H63V199H64V197H63V199H62V196L65 194ZM84 194H86L87 195V191L86 192H83V195ZM154 194V193H153ZM78 195H81V194H78ZM88 195H90V194H88ZM87 195V196H88ZM155 195H156V193H155ZM82 196V195H81ZM92 196H94L93 194H92ZM154 196V195H153ZM78 197V196H77ZM80 197V196H79ZM84 198H88V197H86L85 195L83 196ZM244 197V196H243ZM73 198V199H72ZM96 198V197H95ZM76 199V200H75ZM104 199H103V201H104ZM242 199V198H241ZM76 202H75V201ZM82 200V201H81ZM97 200V199H96ZM243 200V199H242ZM88 201H91V200H88ZM87 201V202H88ZM85 202V201H84ZM83 202V203H84ZM105 202H107V201H105ZM108 202H109V204H110V200H108ZM144 202H146V203H144ZM243 202V201H242ZM116 203V202H115ZM150 203H149V205H150ZM78 204V203H77ZM99 204V203H98ZM104 204V203H103ZM106 204V203H105ZM113 204V203H112ZM117 204V206H118V203H116ZM115 204V205H116ZM240 204V203H239ZM89 205H91V204H89ZM100 206H101V203L99 204ZM70 206V207H69ZM106 206V205H105ZM240 206V205H239ZM78 207V208H79ZM93 207V208H92ZM102 207L104 208V210L106 209L103 205H102ZM102 207H99L98 209L101 211V212H103L102 211ZM139 207V208H138ZM144 207V206H143ZM79 208V209H80ZM111 208V207H110ZM147 208V207H146ZM148 208H149V206H148ZM147 208V209H148ZM78 211H77V210ZM107 209H108V207H107ZM132 209V210H131ZM146 209V210H147ZM140 210H143L142 208L140 209ZM162 210V209H161ZM74 211H76V212H74ZM122 211H124V210H122ZM74 212V213H73ZM78 212H79V214H78ZM105 213H109V211L107 210V211H104ZM109 213V215L110 214H112V213ZM142 212H145V209H144V211H142ZM236 212V213H235ZM76 213V214H75ZM100 213V212H99ZM122 213L125 215L124 216V218L122 219V220H127L128 218V220L126 221V222H124L125 224L127 223L128 224V226H127V224L123 227V225H124V223H123V221L121 220V223L123 224H121V225H118L120 222V219L119 218H121L120 217V215H122ZM120 214V215H119ZM136 214V215H137ZM143 214V213H142ZM82 215V216H81ZM106 215H108V214H106ZM68 216V217H67ZM72 216V215H71ZM99 216H101V214H98V216L97 217H99ZM138 216H140V215H137V217ZM77 217H78V219H77ZM85 217V218H84ZM141 217H143V216H141ZM229 217V216H228ZM67 218H69V219H67ZM112 218V217H111ZM76 219L77 220H79L80 221V224L82 225V223H84V222H86V221H88L90 224L88 225L87 223H84L83 224V226L84 227H86V225L85 224H87L88 226H87V233L90 231L89 229L91 228V227H93L94 229H95V225H96V227H97V225H99V226H103V228H104V230H106V232H109V231H107V229H105V227H108L107 225H108V221L110 220V221H113V222H115L116 224H117V226H116V224H114V223H112L114 226H116L117 228H119L118 226H120L121 228H119V229H117L116 228V230H118L119 231V233H120V231L122 232V229H124L125 227L127 228V229H125V233L123 232V234H121L120 233V235L118 234V232H116V230H114L115 229V227H114V229H113V225L111 224V222H110V227H109V229H111V226H112V229L118 234V235H116V233L115 232H113V230H112V236H109V234L110 233H106V232H104V235L103 236H105V238L101 235L102 234V229H101V231L99 232H97L96 234H100L101 236H99V235H97V236H94L93 235V238L94 239H90V237H88L89 235H87L85 232H83L84 230L86 231V228L84 229V227H81V226H79L80 224H79V221L78 222H76L77 224H79L78 226L80 227V230H81V232H79L80 233V235H82L83 233V236H80V235H78V236H80V237H78V238H81V237H85L86 238V236H87V238H89V239H76V240H74L73 241V239H74V237L76 236L77 237V235H76V232H77V234H78V231H79V229H77L78 231H76L74 228H77L76 226V224H75V221H76ZM96 219V220H95ZM114 219V220H115ZM135 221V222H133V220ZM139 219V218H138ZM141 219V218H140ZM223 219V218H222ZM72 220V219H71ZM90 220H95L96 221V223L95 222H93V226H91L92 224V222L90 221ZM100 220V221H99ZM225 220H227V218L225 219ZM82 222V223H81ZM105 222H108V223H105ZM76 225L74 228L73 227H71V226H74V224ZM137 223V222H136ZM135 223V224H136ZM219 223V222H218ZM217 223V224H218ZM225 223V222H224ZM73 224V225H72ZM101 224V225H100ZM105 224V225H104ZM139 225V224H138ZM137 225V226H138ZM224 225V224H223ZM91 226V227H90ZM218 226V225H217ZM78 227V228H79ZM71 228H73L74 230V232H75V235H74V237L72 236V242L70 241V236H71V233H74L72 230H71ZM82 228L84 229L83 231H82ZM89 228V229H88ZM93 228H91L92 230L90 231V232H94V230H93ZM131 228H134L135 229V231L133 232L134 234H135V232H136V229H137V227H135L134 226V224H133V226H131L130 227V229ZM108 229V230H109ZM129 229V230H130ZM222 229V228H221ZM103 230V231H104ZM70 231H71V233H70ZM83 232V233H82ZM96 232V231H95ZM130 232V231H129ZM138 232V231H137ZM222 232V231H221ZM82 233V234H81ZM105 233L106 234H108V235H105ZM140 233V232H139ZM69 234H70V236H69ZM111 235V234H110ZM123 235V236H122ZM141 235V234H140ZM139 234H138V236H140ZM99 236V237H98ZM107 236V237H106ZM121 236L123 237V238H121ZM104 239V240H102V238ZM110 237V238H109ZM126 237V236H125ZM136 238H137V236H135ZM141 237V236H140ZM220 237V236H219ZM109 238V239H108ZM114 238V237H113ZM121 238V239H120ZM132 238V237H131ZM142 238H144V237H142ZM211 239H213V238H211ZM215 239V238H214ZM124 240H122V242H124ZM130 240V239H129ZM128 240V241H129ZM138 240V239H137ZM140 240H141V238H140ZM100 241H101V243H100ZM127 241V242H128ZM100 243V245H101V248L100 249H102V248H104V249H102V250H100V251H98V245H99V243ZM104 242V243H103ZM97 243V244H96ZM112 243V244H111ZM124 243H126V242H124ZM37 245V247H36V245ZM120 244H118V245H120ZM19 245H22L23 246V248H22V246H21V248H22V251L21 252H23L22 253V255H21V252L20 253H18L19 252V250H21V248L20 247H18ZM33 245H35V247H36V249L35 248H32V246ZM116 245V246H115ZM126 245V244H125ZM121 246V245H120ZM17 247L18 248H20L19 250L17 249ZM96 247H97V249H96ZM100 247V246H99ZM125 247V246H124ZM113 248L111 247V249L110 248H106L107 249V252H108V250L109 251H112L113 250ZM18 250V252H17V250ZM33 249H35V250H33ZM122 249H124V248H122ZM24 250V251H23ZM115 250H114V252H115ZM121 250V249H120ZM124 251V250H123ZM217 251V250H216ZM120 251H118V253H119ZM17 254V255H16ZM107 254V253H106ZM108 254H109V252H108ZM111 254V253H110ZM113 254V253H112ZM116 254V253H115ZM16 255V256H15ZM21 255V256H20ZM218 255V256H219ZM21 257V258H19V260H18V258L17 257ZM111 256V255H110ZM207 257H205L206 259L207 258H209L211 255L210 254H208V255H206ZM13 257H14V259H13ZM17 258V260H15L16 258ZM116 257H118V256H116ZM12 259V260H11ZM100 259H102V260H100ZM108 259V257L106 258V260ZM110 259V258H109ZM88 260V261H87ZM16 261V262H15ZM84 261V262H85ZM76 262V263H77ZM83 262V263H84ZM91 262H90V264H91ZM76 263H74V264H76ZM86 263V264H87ZM105 263H107V261L105 262ZM104 263V264H105ZM215 263V262H214ZM65 264H67V263H65ZM108 264V263H107Z\"/></svg>", "mask_w": 264, "mask_h": 264}]
</instances>
